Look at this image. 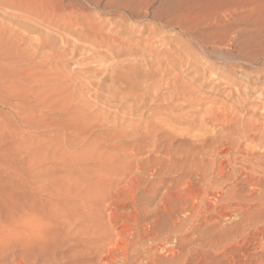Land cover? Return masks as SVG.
<instances>
[{
    "label": "rangeland",
    "instance_id": "rangeland-1",
    "mask_svg": "<svg viewBox=\"0 0 264 264\" xmlns=\"http://www.w3.org/2000/svg\"><path fill=\"white\" fill-rule=\"evenodd\" d=\"M85 1V2H84ZM88 1H90V5L88 4ZM130 1V2H129ZM0 0V264L4 261V264H8L9 263V261H11V258L12 259H15V260H12L10 263H12V264H14L13 262L15 261V263L16 264H22L23 262V264H95L94 262L96 261L98 264H101V262H102V264H106V262H108L109 260H108V257L106 256V255H108L109 253H108V250L110 251V253H113L114 255H116V256H113V257H115L114 259H112V260H110V261H119L118 259H122V257L121 256H123V254H129L128 256H129V258L133 255H135V257H134V259H132V258H130L129 259V262H134L135 263V259H136V262L137 263H135V264H140V262L141 263H145V260H144V258L143 257H145L146 255L145 254H148V253H152V252H155L156 251V247L157 246H155V245H153L154 243L150 240V239H152V238H155V234L154 233H151L150 234V236H149V238L147 239V240H144L143 241V239L142 240H140V241H136V239H135V236H132V234H129V231H132V228L135 226V224H136V221L137 220H139V221H141L140 223L138 222V225L140 226V228H141V224H145L146 222H148V221H150V220H154V218H153V216L154 215H152L153 213H152V210L154 209V207L153 206H155V208H158V205H159V207H161L160 205L161 204H157V203H161V201H159V200H162V198H161V196L159 197V195L161 194H163L164 193V191L167 189L166 187L169 185V184H166V183H164V182H167V183H170V180L169 179H164L165 177H164V175H162V174H160V175H158V176H154L155 178L153 179V177H152V179L150 178L152 175H150V168L153 166V161H151V159H153L154 161H157V159L159 160L160 158H161V160L162 159H164V157H166V159L168 158L167 157V154L165 153V151H167V150H172L171 149V147H173V153L175 152V147H176V153H180L182 150H183V154L184 153H186V148H187V146H189L188 148H190L191 147V149L193 148L192 146H196L197 145V141H193V138H191L192 139V143H194L193 145L192 144H188L189 142H190V132H191V130L193 129V127H195V126H190L189 125V123H190V121L189 122H187L188 121V119L189 118H193V120L191 121V122H194V124L196 123V122H198L201 118L205 121V123H208V122H210V120H211V123L214 121V119H215V121L218 119V117L217 116H220V117H222V118H220L219 117V121L217 120L215 123L213 122L212 124H213V126L212 125H210L211 123H209V124H206V126H208V127H206L205 125V128L207 129V131H205V130H202V129H204V127L202 126V127H200V125H198L199 123H197V124H195L196 125V128L197 129H199V128H202L201 130L199 129L198 131H197V133L195 132L197 129L196 128H194L193 129V133H195L194 135H196V136H199V137H201V134L203 133L204 134V131H205V133L207 134H204V135H202V136H204L205 137V135L206 136H211V134H216V135H221V134H223V135H221V136H219V137H223V136H225L226 134H228V132L229 131H231V130H233V126L235 125H237V123L236 124H232L231 122L229 123V121H227V119L228 120H230V121H232L231 119L233 118V116L235 115H237L236 114V112L238 113V111H240L239 113L241 114H239L238 113V115L236 116V117H239V115L241 116L240 118H236L235 119V117H234V119L233 120H237V121H239L241 118V120H245V119H247V117L249 116V114L251 115L250 117H248V119H250V118H252V119H254V123H256L257 125V131L256 130H252L254 133H255V135H256V133H258V125L261 123V121H262V119L263 118H260V117H262L261 116V114L263 113V112H261V111H264V108H263V102H264V87L263 86H260L261 84H259V87H258V89L256 88L255 89V87H254V89H253V87L252 86H250V84H249V82H247V81H245V79L242 77V76H240V72H239V70L237 69V68H235V67H233V59H234V53L235 52H233V51H231V49L234 47V45H236L235 44V42H237L238 41V39L236 40V41H234V44H232L233 46H227V44L228 43H225V42H227V41H225L224 40V45H226V46H224V45H222V37H220V36H222V33H218L216 36H215V39L213 38L214 36H213V34L209 31V30H204L203 28L202 29H197V31L198 32H200V30H201V32L200 33H202L201 35L203 36V37H201L204 41H206L205 42V44L207 43V40H208V45L206 44V46H208V47H204V45H202V43H204V41L201 39V44H198V43H196L195 41V38H199L200 36H197V35H200L198 32V34L196 33V29H194V31H192L193 30V28H191L190 30L189 29H187V31H189V32H187L186 33V36H185V34H183V33H181V32H178L180 29H181V27H182V25L184 26L183 28H185V27H188V25H192V24H194V22H192L193 21V19H192V21L190 20V18L188 19L187 18V20L186 19H183L182 20V16L179 14L180 13V11H178V13H177V10L179 9V6H181V4L183 3V2H185L186 1V3H188V2H190V0H180V3L181 4H179V2H177L176 1V4H175V1L174 0ZM174 1V2H173ZM179 1V0H178ZM128 2V3H127ZM134 2V3H133ZM172 2L178 7V8H176L175 7V9H173L174 7L172 6L173 4H172ZM145 3V4H144ZM185 3V4H186ZM131 4V5H130ZM142 4H144V5H142ZM179 4V5H178ZM50 5V6H49ZM53 5V6H52ZM122 5V6H121ZM126 5V6H125ZM184 5V4H183ZM9 6V7H8ZM49 6V7H48ZM118 6V7H117ZM129 6V7H128ZM54 7V8H53ZM122 7V9H123V11H121L122 9H120ZM63 8V9H62ZM125 8V9H124ZM169 8H171L170 9V12H169ZM47 9L49 10V11H47ZM50 9H52V10H50ZM61 9V10H60ZM120 9V10H119ZM64 10H65V12H64ZM72 10V11H71ZM99 10V11H98ZM101 10V11H100ZM168 12H167V11ZM174 10V13L172 14V12L171 11H173ZM69 11V12H68ZM98 11V12H97ZM125 11V12H124ZM163 11H164V13H163ZM176 11V12H175ZM37 12V13H36ZM43 13V16H42V13ZM48 12V13H47ZM52 12H57L59 15H61L62 17H64L63 15L65 14H67V16L68 15H70V13H72V15H70L69 17H71V18H73L72 16H74V18H75V20H77L76 19V17H78V20L81 18V20H86V17L88 18V21L89 22H92V21H94V22H104V24L105 25H103V23H101L102 25H99V27L100 28H105L104 26H108V29L107 28H105L104 30H112V29H116V31H119V32H115V30L113 31V33H116L115 35H119V37L121 36L122 37V35H125V34H119L120 33V31H122L121 33H127V35H126V37H130L131 38V41H130V38H128L127 40L128 41H130V42H132V39H133V42L132 43H130L131 45L132 44H135V48L137 49V45H138V43H137V45H136V41L138 40V39H141V40H138L137 42H141L142 44H144L145 45V42L147 41V39H148V41L150 40L151 41V39L153 38V37H155V38H157L158 40H157V42L158 43H160V39H161V43H160V45H162V46H160V48L161 47H165L164 49H166V48H168L167 50L168 51H162V48L160 49L159 48V44L157 45V46H154V45H156L157 44V42H155L156 44H154L153 45V42L154 41H149V43L151 44V46H153V47H158L157 48V50H159L160 52H159V56H161V54H162V58H164V60L163 59H161V57H158L159 59H161V60H163V61H167V59L171 62L173 59H174V57L177 55L178 56V58H179V60L178 59H176L177 58V56L175 57V59L173 60V61H175L174 63H176V60H178L177 61V63H176V65H179V66H176L174 63H172V64H170L169 62H166L165 61V63H169L168 65L170 66V65H172V66H176V69L174 70V68H173V70H171V72H172V75H171V72H168V70H170V69H172V66L171 67H167V68H170V69H168L167 70V68H166V70H162L161 71V77H159V76H157L158 78H156L155 76H156V73H157V70H159L160 71V69H157L156 71H155V69L153 70L154 71V73H153V71H152V68L154 67V68H156L157 67V65L155 66V64H152V62H151V65L153 66L152 68H151V65H150V60H153V59H155L154 57H152V56H154V55H151V53L152 52H149L148 51V49L146 48V50L145 49H141L143 52L144 51H146V52H148V55H145L146 54V52H144L143 54L144 55H142V52L141 53H138L139 51H141V50H139L140 48H138L137 49V51H135V52H132L131 53V55L130 54H127V53H129L128 52V50L126 49V45L125 44H127V46H129L128 45V43H127V40H124L123 42L125 43H115V45L113 44V47L115 48V50H113L114 52H117V51H119V50H121L120 52H123V53H119V56H118V60L116 59V55H115V53H113V51H112V53L110 52V51H107L108 50V46L106 47V45L105 46H103L102 48H98L97 50L98 51H100V54H96V55H94V57H88L89 58V60L87 61L86 59H88V58H85L84 60L85 61H87V62H84V60L82 59V57L83 56H85L83 53H82V51H80L79 52V50H78V53H79V55H80V57H79V55H78V53H77V51L75 52V53H77V58H75L76 56V54L75 53H73V55L75 56H73V55H70V56H68L69 58H67V60L68 61H66V59L64 58H62V56H61V58L60 57H58V56H60L61 54H59V53H61V52H63L62 50V48H65L66 50H68L67 48H69V46L71 47V44H73V42H75V44L76 45H78V46H80V45H82V46H87V42L86 41H83V40H81V41H79L80 39L79 38H77V37H75V36H73L72 34H70V33H68V32H62V31H59V29L60 30H62L63 28H62V26L64 25V24H60L61 25V27H60V25H59V23H58V26H57V24H51V22L48 20V18L47 17H45V15L44 14H52ZM68 12V13H67ZM117 12V13H116ZM122 12V13H121ZM124 12V13H123ZM63 13V14H62ZM120 13V14H119ZM125 13H127V14H125ZM165 13H168V14H165ZM31 14V15H30ZM34 14V15H33ZM36 14H38V15H36ZM89 14V15H88ZM115 14H119L118 16H122V17H118V16H116ZM123 14V15H122ZM125 14V15H124ZM153 14H155V15H153ZM163 14H165V15H163ZM172 14V15H171ZM174 14H176V15H174ZM87 15V16H86ZM93 16V17H91V16ZM127 15H129V16H127ZM171 15V16H170ZM41 16V17H40ZM76 16V17H75ZM85 17L84 19H83V17ZM123 16H127V18L128 17H130V18H126L125 17V19H123L124 17ZM156 18H155V17ZM169 16V17H168ZM178 16V17H177ZM38 17V18H37ZM46 19H45V18ZM66 17V16H65ZM64 17V18H65ZM91 18V20H89L90 18ZM98 17V18H97ZM152 17V18H151ZM176 18L175 20L173 19V18ZM187 17V16H186ZM68 18V17H67ZM92 18H94V19H92ZM97 18V19H96ZM118 18H120L121 19V21H122V24L124 25H122L121 24V21H120V19H119V22H117L118 21ZM36 19H38V20H36ZM45 19V20H44ZM50 19V18H49ZM96 19V20H95ZM165 19H173L175 22H177V19H178V21L180 20V21H182L181 22V24H180V22L178 23V25H176V23L173 21H169L168 22V20H165ZM77 20V21H78ZM85 20H84V22H85ZM97 20H99V21H97ZM102 20V21H101ZM184 20H186V21H188L187 22V24L188 25H186V23H185V21ZM47 22V24H46V22ZM116 21V22H115ZM169 23L170 25H168V27H166L167 25V23ZM250 21H252V19H250V20H242V21H240V22H238L239 24L237 25V24H235V28H239V30H240V32H246L247 30H249L248 32H246V34L247 35H251V33L252 32H255V29L257 28L256 26L254 27V23H251ZM33 22V23H32ZM40 22V23H39ZM44 22H45V24H44ZM164 22V23H163ZM190 22H192V23H190ZM245 22V23H244ZM249 23V24H246V23ZM253 22V21H252ZM118 23H120L119 24V26L117 25ZM166 23V24H165ZM173 23H174V25H173ZM183 23V24H182ZM184 23H185V25H184ZM241 23H243V24H241ZM33 24V25H32ZM38 24V25H37ZM42 24H44V25H42ZM98 24H100V23H98ZM97 24V25H98ZM112 24V25H111ZM114 24V25H113ZM115 24L117 25V26H115ZM163 24H165V26L163 25ZM245 24L247 25V26H245ZM253 24V28H254V31H253V28H251V27H249V25L251 26ZM171 25H173V26H171ZM190 25V26H191ZM39 26H41V27H39ZM55 26V27H54ZM103 26V27H102ZM115 26V27H114ZM181 26V27H180ZM238 26V27H237ZM58 27V28H57ZM64 27V26H63ZM109 27H110V29H109ZM112 27H114V28H112ZM172 27V28H171ZM179 27V28H178ZM54 28V29H53ZM56 28V29H55ZM62 28V29H61ZM65 28V27H64ZM182 28V29H183ZM51 29V30H50ZM172 29H174V30H172ZM177 29V30H176ZM179 29V30H178ZM241 29H243V30H241ZM246 31H245V30ZM27 30V31H26ZM202 30L204 31V33L206 34H203V32H202ZM250 30H251V32H250ZM52 31V32H51ZM191 31V32H190ZM27 32V33H26ZM62 34H61V33ZM176 32H177V34H176ZM210 32V33H209ZM229 34H230V36H232L233 35V30H229V31H227ZM226 32V33H227ZM239 32V33H240ZM55 33V34H54ZM179 33V34H178ZM193 33H195V34H193ZM225 33V34H226ZM226 34V35H228L229 36V34ZM44 34V35H43ZM47 34H49V36L51 37V35H53L52 36V39H53V37L55 36L56 38H55V41H58V44L57 45H55L54 43L53 44H51V42H50V44H48L49 42L47 41L48 40V38H50L49 36H47L46 37V35ZM58 34V35H57ZM65 34H67V35H65ZM175 36H174V35ZM181 34V35H180ZM197 34V35H196ZM209 34H210V37H209ZM214 34H216V33H214ZM224 34V37L226 36ZM40 35H42V36H40ZM64 35V36H63ZM197 36V37H195V36ZM28 36H29V40H28ZM33 36V37H32ZM39 36H40V39H44L45 40V42H46V44H44L43 43V45H40L41 46V48H40V46H36L37 47V49H35V45H36V43L37 42H43L42 40H40V39H38L39 38ZM69 36V37H68ZM172 38H171V37ZM185 36V37H184ZM207 36V40H206V37ZM219 38H218V37ZM31 37H32V39H31ZM46 37V38H45ZM123 37H125V36H123ZM126 37L125 38H123V39H126ZM159 37H160V39H159ZM174 37V38H173ZM187 37V38H186ZM190 37V38H189ZM209 37V38H208ZM59 38V40H57ZM61 38H63V39H61ZM64 38H65V40H64ZM69 38H71V39H69ZM147 38V39H146ZM172 39V41H171V39ZM178 40H177V39ZM211 38V39H210ZM221 38V39H220ZM230 38V37H229ZM227 36L225 37V39H229ZM35 39H36V41L37 42H35ZM64 40V41H67V45H69L68 47L66 46V43H64V41H61V40ZM76 39V40H75ZM189 39V40H188ZM212 39H214L212 42L210 41V40H212ZM218 39V40H217ZM34 40V42L33 43H35V44H32L31 42ZM50 41H52L51 40V38L49 39ZM54 40V39H53ZM136 40V41H135ZM153 40H155L154 38H153ZM183 40V41H182ZM217 42H216V41ZM221 40V41H220ZM240 41H242L243 39H239ZM30 41V42H29ZM54 41V42H55ZM59 41H60V44L61 45H59ZM156 41V40H155ZM203 41V42H202ZM220 41V42H219ZM239 41V42H240ZM53 42V41H52ZM84 42H86V43H84ZM163 42V43H162ZM182 42H184V43H186L185 45H188L189 47H190V49L189 48H187L188 46H185V45H183V44H181ZM214 42L215 43H217V44H215V45H213L214 46V48L212 47V44H214ZM28 43V44H27ZM64 43V44H63ZM164 43H165V45H164ZM195 45H194V44ZM210 43V44H209ZM220 43V44H219ZM238 43V42H237ZM26 44V45H25ZM140 44V43H139ZM167 44V45H166ZM180 44V45H179ZM194 46H193V45ZM198 44V45H197ZM32 46V48H30L31 46ZM44 45H49L50 47L48 48V46H47V48H46V46H44ZM64 45V46H63ZM125 45V46H124ZM141 45V44H140ZM182 45V46H181ZM192 47H191V46ZM200 45H201V48H202V50H201V48H200ZM221 45V46H220ZM122 46H124V47H122ZM168 46V47H167ZM171 47V49H172V47H173V49H172V51H171V49H170V47ZM184 46V47H183ZM198 46V47H197ZM211 47V51H213V52H209V51H205V49L206 50H209L210 49V47ZM215 46H216V48H215ZM218 46V47H217ZM23 47H28V48H23ZM45 47V48H44ZM54 47V48H53ZM60 48V50L59 49H57V48ZM153 47H152V49H153ZM181 47V48H180ZM232 47V48H231ZM44 48V49H43ZM55 48H56V53H55V51H53V53H52V51H50L51 49L53 50H55ZM117 48V49H116ZM125 50H124V49ZM141 48H142V46H141ZM177 48L179 49V50H181V51H177ZM183 48H185V49H183ZM209 48V49H208ZM230 48V49H229ZM11 49V50H10ZM33 49H35L37 52H35ZM43 49V51H41ZM107 49V50H106ZM169 49H170V51H169ZM187 49H189L187 52H186V50ZM195 49V50H194ZM213 49V50H212ZM218 49V50H217ZM18 52H17V51ZM44 50H46V51H44ZM155 50V49H154ZM174 50V51H173ZM184 50V51H183ZM192 50V51H191ZM27 51V52H26ZM34 51V52H33ZM39 51H41V52H44V53H40ZM49 51L51 52L50 54H49ZM126 51V52H125ZM179 53V54H177V52ZM195 51V52H194ZM203 51H205V53L208 55V56H206V54L205 53H203ZM219 51V52H218ZM246 51V50H245ZM17 52V53H16ZM47 52V53H46ZM92 52H94V50H90V52H88L86 55H90V53H92ZM107 52L108 53H110V54H108L109 56L107 57V56H104L102 53H104V54H107ZM137 52V53H136ZM163 52H165V53H163ZM170 52V56L169 55H167L168 53ZM173 52H175L176 53V55H175V53H173ZM193 54H192V53ZM196 52H198V53H196ZM215 52V53H214ZM24 53V54H23ZM37 53V55H38V53H39V55L36 57L35 56V54ZM58 53V54H57ZM118 53V52H117ZM116 53V54H117ZM135 53V54H134ZM150 53V54H149ZM172 53V54H171ZM184 53V54H183ZM208 53H210V54H208ZM211 53H213L214 55H212ZM218 53H220L219 55H218ZM222 53V54H221ZM3 56H2V55ZM15 54V55H14ZM27 54V55H26ZM34 54V58L31 56V55H33ZM44 54V55H43ZM58 55V56H56V55ZM63 54V53H62ZM82 54V55H81ZM102 54V55H101ZM113 54V55H112ZM122 54H125L124 56L122 55ZM127 54V55H126ZM137 55V56H135V57H133L132 55ZM139 54L140 55H142V56H144V58L145 59H149V61L147 60L146 62H143L142 61V64L144 63L145 65H143L144 66V68H145V71H147L148 69H151V70H148V72L149 73H151V74H153V75H150L149 74V77L151 76H154L155 78H148L150 81H151V83L152 82H154V79H156V80H159V82H160V79H162V81H161V83L162 82H164V83H162L161 84V90L164 88L165 90H166V92H168V93H166L165 92V90H163V91H161L160 89V91H157L156 89L158 88H154V87H156L154 84H151V86L154 88L153 90H152V92H151V94H147V97L149 98L150 97V95H151V97L148 99L147 97H145L146 99H147V103L148 104H145L146 102V100L144 101V109H143V112H144V114L145 115H143V117L146 119H142V125L144 124V129H143V127L141 128V129H143L144 131H146L147 129L145 128V124L147 125L148 123H146L147 121H148V119L150 118H152L151 120H149V121H151V122H153L154 123V120L153 119H155V116H156V118H161V119H155V123H156V120H158V122L156 123V124H154V126L156 125H160V123L162 122V123H164L165 122V120H168L169 119V121H171V119H173L174 117V119L173 120H175L176 118H177V120H175V121H171L173 124H175L176 122H180L181 124L179 125V122L178 123H176L175 124V127H176V129H178V130H176L175 132H172V131H170L169 129H166L167 131H170V133L169 134H172L171 136L173 137L174 135L176 136L177 134H175V133H178V137H171L170 138V136H169V138H168V133L165 131H163L164 133H166L165 135H164V133H162V131H159L158 133H157V135H161L162 137H163V135L164 136H166L165 138H166V141L165 140H163L162 141V139L163 138H161V136H160V138H161V141L158 139L159 138V136H157L156 137V142L155 143H162L161 145L163 146H165V144L164 143H166L167 141H169L168 139H173L174 140V142H173V140H171V141H169L167 144H166V146L168 147L169 146V148L167 149V150H165L167 147L165 146L164 147V157H163V151H162V149L160 148V150L159 149H153V148H159L158 146L160 145H156V147L154 146V147H152V143H149L150 145H148V146H150L149 148H147V144L144 142L143 143V141H144V139H143V141H142V146L145 144V146L144 147H140L139 145V143L138 142H140V140L138 141H136V139H137V135L139 136L138 137V139L140 138V135L139 134H141L140 133V131L142 132V136H144L145 135V138L146 139H148L149 138V136L150 135H147V134H145V133H143V130H140L139 131V133H136V134H134L132 137H131V139L129 138V136L130 135H128L129 134V132H130V126L129 125H125L126 127L125 128H127V127H129V129H127V130H129V132L127 131V132H124V125H122L123 124V122L125 121V119H126V113H125V111H127L128 113H129V110H130V108L127 110V107H126V105H128L129 107H130V105L129 104H127L126 102H128V101H130V103H133V105H134V103H135V101L137 100V96L136 95H134L132 92H134V90L133 89H131V92H130V90H128V89H126V90H128L129 92L128 93H130L129 95L127 94V93H125V94H127V96H129V98H130V100L129 99H127V96L124 94L123 96L125 97H123L122 96V94H121V96H120V94H119V97H122L123 98V102H121V103H116V106H117V104H125L126 103V105H123L124 107H122V105H119L120 106V108H121V110L123 109V110H125L124 112L123 111H121V112H123L124 114H123V116H120V111H119V114H115V112L116 111H118L120 108H119V106H115V103H113L114 104V106L118 109H116L114 106H111V105H113L112 104V102L110 103V106L113 108L114 107V110H112L111 111V109H110V106H108L109 107V109H110V111H108V113H110V114H112L113 113V111H115L114 112V114H112V117H111V115L109 114V115H105L104 117L105 118H107L108 116V120L105 122L104 120L102 121V119L104 118L103 116H100V115H104V114H108V113H106L107 112V110H109L108 108H107V110H104L106 107H103V106H99V108H98V105L100 104L101 105V103L105 100L104 98L102 99L103 101L101 102V101H99V104L97 105V106H93L94 104H93V102L94 101H96L95 100V98H94V100H92L93 98L92 97H95L94 95H95V93H96V91H94L95 89V87H94V85L96 84V82L98 81H100V79H101V77L103 76V74H102V69L103 68H105L104 66L105 65H109L110 66V64L112 63V62H115L116 60L119 62V63H123L124 61L127 63V62H129L128 60H130L131 58L133 59H141V57L139 56ZM153 54V53H152ZM174 54V57L172 58L171 56ZM187 54V55H186ZM205 54V55H204ZM215 54H217L216 55V59H215ZM17 55V56H16ZM19 55V56H18ZM26 55V56H25ZM46 55H48L49 56V58H48V56H46ZM51 55H52V58H54L53 59V62H54V64L56 65V63H58V62H56V61H58L59 59L58 58H60V60H59V65H54L55 66V68H54V66H53V62H52V59H51ZM54 55V56H53ZM118 55V54H117ZM122 55V56H121ZM150 55H151V57H150ZM166 57H165V56ZM179 55H181V57H179ZM211 55V56H210ZM30 56V57H29ZM41 56V57H40ZM44 56V57H43ZM46 56V57H45ZM57 58H56V57ZM114 56V57H113ZM126 56H127V58L129 57V59L127 60L126 59ZM164 56V57H163ZM214 56V57H213ZM217 56H221L220 57V59H219V57H218V60H220V61H218L217 60ZM226 56V57H225ZM17 57H19L18 59H17ZM32 57V58H31ZM72 57H74L73 59H71ZM98 57H100V58H98ZM146 57H148V58H146ZM168 57V58H167ZM228 57V58H227ZM8 58H10V59H8ZM31 58V59H30ZM35 58H37V59H35ZM46 58H48V59H46ZM91 58V59H90ZM104 58V59H103ZM113 58V59H112ZM120 58H122V59H120ZM166 58V59H165ZM171 58H172V60H171ZM195 58V59H194ZM197 58V59H196ZM214 58V59H213ZM224 58V59H223ZM5 59H7V60H5ZM30 59V60H29ZM43 59V60H42ZM44 59H46V60H44ZM58 59V60H57ZM61 59H63V60H61ZM71 59V60H70ZM81 61H83V62H81ZM93 59V60H92ZM127 61H126V60ZM131 59V60H132ZM139 59L138 60H136L135 62H138L139 61ZM181 59V60H180ZM186 59V61L187 62H185L184 60ZM211 59V60H210ZM223 59V60H222ZM225 59H227V60H225ZM42 60V61H41ZM49 60H51L50 61V63L48 62ZM106 60H107V62H106ZM114 60V61H113ZM124 60V61H123ZM183 60V61H182ZM18 61V62H17ZM33 61V62H32ZM62 61H66V62H71V63H69L68 64V67L71 69V71L69 70V68L68 67H66V63L64 62L63 63V69H65V71L62 69ZM103 61V62H102ZM122 61V62H121ZM213 61V62H212ZM225 61V62H224ZM228 61H231V62H228ZM41 62V63H40ZM43 62V63H42ZM52 62V63H51ZM56 62V63H55ZM73 62V63H72ZM77 64H76V63ZM89 62H91L90 63V66H89ZM104 62H106V63H104ZM110 62V63H109ZM125 62L123 63V64H125ZM132 62H134V60L132 61ZM148 62H149V64H148ZM183 62H185L186 63V65H185V63H183ZM224 62V64L226 63H228V64H232L231 66L230 65H224V64H221V63H223ZM17 63V64H16ZM32 63V64H31ZM82 63H85L84 65L82 64ZM104 63V64H103ZM119 63L117 64V63H112L113 65H115V66H113L112 64V66H113V68H116V65L118 66L119 65ZM181 63V64H180ZM188 63L189 64H192V65H190V67H188ZM215 63V64H214ZM217 63V64H216ZM12 64V65H11ZM37 64V65H36ZM41 64V65H40ZM44 64V65H43ZM96 64V65H95ZM184 64V65H183ZM7 67H6V66ZM45 65H48V67L47 66H45ZM84 66V69L83 68H81L82 66ZM86 65V66H85ZM103 65V66H102ZM149 65V67H146V66H148ZM40 66V67H39ZM45 66V67H44ZM53 66V67H52ZM58 66V67H57ZM71 66V67H70ZM77 66H78V69H76L77 68ZM80 66V67H79ZM109 66H106V68H107V72H105V75L106 74H108V71H110L111 69L113 70V71H115V70H117V69H113L112 67H110L109 68ZM183 66V67H182ZM188 68H187V67ZM223 66H225V67H223ZM11 67V68H10ZM28 67H30L31 68V70H30V68H28ZM39 67V68H38ZM74 67V68H73ZM85 67H89V68H87V69H85ZM97 67H99V68H97ZM141 67H142V65H141ZM177 67H182V70H181V68H177ZM193 67V68H192ZM228 67V68H227ZM248 68L250 67V68H252V69H254L255 68V66L253 67V66H247ZM35 69V70H33V69ZM48 68H52V70H55V72L57 71V72H59V70H60V68L62 69V70H60V71H62V72H60L62 75H63V77L66 75V73H68L69 71H70V73H69V75L70 76H72V75H74L76 72V74L78 75L79 73H81L82 71L85 73V75L87 74V72L88 71H90L87 75H86V77H85V75L84 76H82L80 79L81 80H83L82 82H81V80H77L76 81V83H77V88H85V89H87V85H88V88L90 89V90H88V91H84L85 92V94H87V92H88V96L86 95V97H85V95H84V98H86L85 100L84 99H81L80 98V100L77 102L76 100V103L78 104V103H80V104H78V105H80L79 107L80 108H78V105H76L75 104V106H74V103H75V101L73 100V102H71V103H67L68 102V100H69V98H70V95H69V97L67 96L68 94H65V97L61 94V91H60V94L65 98V99H67L66 98V96L68 97V99L66 100V102L65 101H63V104L64 103H67V104H62V101H61V99L63 98V97H61L60 98V96L61 95H59V97L57 96L58 94H59V91H57V89L55 88L54 89V91L56 92L55 93V95H54V93H52L51 91L53 90V87L54 86H56L57 87V85L55 84L56 82L55 81H52V83L50 82V84L51 85H49V81H47V82H44V81H42V77H40V79L38 80V78H34V79H37V80H32V78L33 77H39L38 76V74L41 76V73L44 75L45 74V79L46 78H49V77H51L52 78V76H49L48 77V75H47V73L50 75V73H52L53 74V71L52 70H48ZM56 68H57V70H56ZM59 68V69H58ZM83 69V70H80V69ZM91 68V69H90ZM147 68V69H146ZM158 68V67H157ZM186 69L185 71L186 72H184L183 70L184 69ZM191 68V69H190ZM222 68V69H221ZM29 69V70H28ZM37 69V70H36ZM39 69H41V70H39ZM46 69V70H45ZM93 69V70H92ZM165 69V68H164ZM189 69V70H188ZM225 69V70H224ZM231 69H233V70H231ZM256 69V68H255ZM26 70H28V71H26ZM48 70V71H47ZM66 70L68 71V72H66ZM74 70H75V72H74ZM92 70V71H91ZM98 71V73H99V71H100V73H101V77H100V73H99V76L97 75L98 73L97 72H93V71ZM111 70V71H112ZM142 70H144L143 69V67H142ZM197 70V71H196ZM198 70L200 71V72H198ZM236 70V71H235ZM46 71V72H45ZM52 71V72H51ZM106 71V70H105ZM110 71V72H111ZM112 71V73H115V72H113ZM169 73L168 75H166V73ZM175 71V72H174ZM176 71H178V72H176ZM189 73H188V72ZM36 72V73H35ZM55 72H54V74H55ZM71 72H73V73H71ZM163 72V73H162ZM182 74H181V73ZM203 73V75L201 74V75H197V74H199V73ZM229 72H230V75H229ZM237 72V73H236ZM34 73H35V75L36 76H34ZM84 73H82V74H79V75H83ZM91 73V74H90ZM93 73L95 74L96 73V75H93ZM160 72H158L157 74H159ZM176 73V74H175ZM178 73V74H177ZM184 73V74H183ZM187 73V74H186ZM233 73H235V74H233ZM74 75V76H77V75ZM163 74V75H162ZM193 74V75H192ZM27 75V76H26ZM32 75H33V77H32ZM42 75V76H43ZM47 75V76H46ZM91 75H92V77H91ZM110 75V74H109ZM176 75V77H175V85L177 86V92L179 93L180 91H181V89L182 88H184V87H189V85H191V87L193 86V85H195V83L197 84V83H199V79H198V82H195V81H197V80H195L196 78H198V77H200V83L199 84H202V85H199V84H197V85H195V86H193L194 88H190V90H191V92H187V93H189V95L190 96H192V94H194V93H199V89H202V90H204L203 88H205L206 89V93L204 92V91H201L200 90V93L198 94V95H200L201 94V92H203L201 95H200V97L201 98H199V96H198V98H196V94H194V98H192L191 99V97L189 96V95H187V96H185L184 95V93H183V95H184V98H189L190 100H191V103H190V100H188V101H186V104H185V102L182 104V105H180L183 101V97L181 98V96H182V94H180V95H178L177 97H175V99H177L176 101H174V100H170V102L168 101V100H166V99H169L168 97L170 96H168V94H169V92H170V90H171V86H170V84L174 81L172 78H173V76H175ZM179 75H182V76H179ZM189 76V78L191 77V76H193L192 78H188V76L187 77H185L188 81H185L186 79L183 77V76ZM195 75V76H194ZM54 76V75H53ZM67 76V75H66ZM74 76H72V77H74ZM162 76H164L165 78H163ZM167 76H172V78L171 77H167ZM197 76V77H196ZM237 76V77H236ZM44 77V76H43ZM63 77H61V78H63ZM85 77V78H84ZM96 77H98V78H100L99 80H97L98 78H96ZM177 77L179 78V79H177ZM196 77V78H195ZM235 77V78H234ZM89 78V79H88ZM96 78V79H95ZM167 78V79H166ZM172 79V81L171 80H169V79ZM242 78V79H241ZM45 79H43V80H45ZM91 79V80H90ZM94 79V80H93ZM25 80V81H24ZM27 80V81H26ZM28 80H30V81H28ZM87 80V81H86ZM148 80V81H149ZM155 80V82H156V84L158 83L157 81ZM166 80H168L170 83L167 85L166 83H168V81H166ZM182 80L184 81L183 83H182ZM191 80H192V82H191ZM203 80V81H202ZM34 81H39V82H35L34 84L32 83V82H34ZM42 81V82H41ZM88 81H89V83H88ZM108 81V80H107ZM106 81V82H107ZM149 81V82H150ZM180 83H179V82ZM190 81V82H189ZM215 81H216V83H215ZM224 81V82H223ZM28 82H30V84H28ZM43 82H44V85H43ZM80 82V83H79ZM86 82V86H84L85 83ZM91 82H93L92 84H94V85H91ZM97 82V83H98ZM105 82V83H106ZM109 82L110 81H108L107 83L109 84ZM148 82V83H149ZM154 82V83H155ZM190 83V84H186V83ZM202 82V83H201ZM223 82V83H225V84H221V83ZM246 82V83H245ZM193 85H192V84ZM227 83V84H226ZM242 85H241V84ZM244 83V84H243ZM32 84V85H31ZM52 84H54V85H52ZM163 84L165 85V86H163ZM180 84V85H179ZM181 84H183V86L181 85ZM221 85L220 87H218L219 85ZM46 85H48V86H46ZM90 85H91V87H90ZM154 85V86H153ZM200 87H199V86ZM214 85H216V87L214 86ZM50 86V87H49ZM53 86V87H52ZM80 86V87H79ZM82 86V87H81ZM122 86V85H121ZM151 86H149V88L151 87ZM168 86H170V87H168ZM197 86L199 87V88H197ZM202 86V87H201ZM205 86V87H204ZM212 87V89H211V87ZM226 86V87H225ZM32 87V88H31ZM34 87V88H33ZM37 87H38V89H37ZM48 87V88H47ZM52 87V88H51ZM94 87V88H93ZM152 87L150 88V89H152ZM168 87V88H167ZM178 87H180V88H178ZM262 87V88H261ZM41 88V89H40ZM58 88V87H57ZM169 90V91H167V89ZM207 88H210V89H207ZM216 88H218L217 90H216ZM224 88H226V90L224 89ZM42 89H45V92H47V93H44V92H42V94L43 95H39V93H41L40 91H37V90H42ZM50 89V90H49ZM93 89V90H92ZM149 89V90H150ZM196 91V92H194V93H192L194 90ZM37 91L36 92V94H34V92L35 91ZM156 90V91H155ZM207 90L208 91H213V92H211V93H208L207 92ZM218 90H219V92H218ZM262 90V91H261ZM28 91H31V92H28ZM42 91H44V90H42ZM94 91V92H93ZM156 93H158L159 95H161V93H163V95H161L162 97H164L165 95H167L168 97H166V99H165V97H164V99L161 97V100L162 101H160V102H158L157 101V99H153L152 97H153V95L152 94H154L155 92ZM172 91V90H171ZM229 91H230V94H229ZM259 91V92H258ZM261 91V92H260ZM28 92V93H27ZM70 92V91H69ZM215 92V93H214ZM218 92V93H217ZM233 94H232V93ZM241 92V94H239V93ZM76 94H78L77 92H75ZM90 93V94H89ZM94 93V94H93ZM177 93V94H178ZM192 93V94H191ZM218 95H217V94ZM225 93V94H224ZM238 93V94H237ZM243 93H244V95H243ZM33 94V95H32ZM54 96H56V97H58V98H60V100L58 99V98H56L57 100H54V101H58V102H60L61 101V106H65L64 108L63 107H58V106H60L59 104H58V102H57V106H55V103L56 102H53V98H52V96L53 95ZM171 94V93H170ZM208 94H209V96H208ZM211 94H212V96H211ZM216 94V95H215ZM228 94V95H227ZM238 95V98H239V95H240V97H244V100L240 103V105L239 106H241V108H243V109H241L240 110V107L239 106H237V108H239V110L236 108V106H235V104H237L236 102L238 101V98H237V95ZM247 94V95H246ZM32 95V96H31ZM39 95V96H38ZM45 95V96H44ZM50 95H52V96H50ZM92 95V96H91ZM130 95H132V96H130ZM134 95V96H133ZM141 95V94H140ZM205 95V97H207L208 96V98H205V99H203V97L202 96H204ZM214 95V96H213ZM226 97H224V96ZM26 96H28V97H26ZM36 96H38V97H36ZM49 96V97H48ZM142 97H144V95H141ZM229 96V97H228ZM245 96L247 97V99L245 98ZM34 97H36V98H34ZM46 97H47V99L49 100V103L50 104H48L47 103V101L48 100H46ZM76 97H78L77 95H76ZM76 97H73V98H76ZM104 97V96H103ZM134 97H136V98H134ZM214 97V98H213ZM215 97H217V98H215ZM219 97L221 98L220 100H221V103H218L219 105H217V101L219 100ZM222 97H224L223 99H224V101L226 100V99H229V100H227V102H224V101H222L223 99H222ZM35 100H34V99ZM49 98H52L51 100H52V103H54V109L52 110L51 108H48V107H52V103H51V101H50V99ZM63 98V100H65ZM106 98V97H105ZM136 99L135 101H134V99ZM139 98H140V96H139ZM138 98V100L140 101V99ZM196 98V99H195ZM213 100H211V99ZM234 98V99H233ZM236 98H237V101H236ZM33 99V101H35V103H34V105H36V106H34L33 104H32V102H28V101H30V100H32ZM38 99V100H37ZM46 101H44V100ZM55 99V98H54ZM87 99H88V101L90 100V102L91 101H93L92 102V104H91V106L90 107H94V108H96V109H94L93 107H92V109L88 106V105H83V103L82 102H84V101H87ZM125 99V100H124ZM127 99V100H126ZM133 99V100H132ZM151 99V100H150ZM178 99H180V101L178 100ZM182 99V100H181ZM194 99V101H192ZM217 99V100H216ZM246 99V100H245ZM39 100H41V101H39ZM70 100H71V98H70ZM137 100V102H138V104L137 105H140L141 103L139 102ZM148 100H150V101H148ZM153 100H154V102H153ZM159 100V99H158ZM201 100V101H200ZM216 100V101H215ZM220 100L218 101V102H220ZM233 100H234V102H233ZM259 100V101H258ZM26 101V102H25ZM81 101V102H80ZM133 101V102H132ZM152 101V102H151ZM157 101V102H156ZM166 101V102H165ZM172 101V102H171ZM179 101V102H178ZM197 101H199V102H197ZM212 101V102H211ZM215 101V102H214ZM239 101H241V99L239 100ZM245 101V102H244ZM262 101V102H261ZM39 104H37V103ZM41 102V103H40ZM44 102H45V104H44ZM90 102H88L89 104H90ZM174 102H178V103H174ZM181 102V103H180ZM195 102V103H194ZM197 102V103H196ZM207 102H210V103H207ZM222 102H224V103H222ZM229 102H231V104L229 103ZM82 103V104H81ZM86 103V102H85ZM88 103H86V104H88ZM129 103V102H128ZM203 103H205V104H203ZM212 103V104H211ZM215 103V104H214ZM227 103V104H226ZM239 103V102H238ZM260 103V104H259ZM28 104V105H27ZM43 104V105H42ZM49 106H48V105ZM70 104H72L71 106H70ZM103 104V103H102ZM136 104V103H135ZM164 104H166V105H164ZM172 107V109H171V107H170V109L168 108L169 107V105ZM196 104V105H195ZM211 104V105H210ZM213 104L215 105V107H213ZM221 104H223V106L221 105ZM228 104H230V105H228ZM242 104H243V106L244 107H242ZM246 104V105H245ZM44 105H46L45 107H47V108H45L44 107ZM104 106H105V104H103ZM107 105H109L108 103H107ZM106 105V106H107ZM148 105V106H147ZM151 105V106H150ZM153 105L155 106V107H153ZM161 108V109H159V107ZM173 105V106H172ZM189 105V106H188ZM210 105V106H209ZM225 105H226V107H225ZM227 105L229 106V107H227ZM254 105H255V107H254ZM261 105V106H260ZM42 108H41V107ZM69 108H68V107ZM77 106V107H76ZM82 106V107H81ZM164 107V108H162V107ZM167 106V107H166ZM175 106V107H174ZM177 106V107H176ZM184 107V108H182V107ZM209 106V108H211V109H209V108H207ZM216 106H218V107H223V108H221V110H220V108H217ZM249 108H248V107ZM38 107H39V109H38ZM63 108V110H58V108ZM85 107V108H84ZM126 107V108H125ZM150 107H153V108H150ZM158 107V108H157ZM175 108V110H173L174 108ZM199 107V108H198ZM205 107V108H204ZM213 107V108H212ZM231 107V108H230ZM29 108H32V109H29ZM40 108H41V110H40ZM43 108H45V109H43ZM53 108V107H52ZM55 108H57V109H55ZM71 108V109H70ZM76 108H78V109H80V110H76V112L77 113H79L78 114V116H77V113L75 112V109ZM81 108H82V110H83V108L85 109V113L87 114V112L90 114L91 113V111L94 109V111H95V114H94V111H92V113L95 115V117H96V113H97V115H99V117H103V118H98V116L96 117V119L98 118V120H101L100 122H102V123H104V124H106V125H104V124H102L103 125V127H102V125H98L97 124V126H94L96 123H97V121L98 120H96V123H94L93 122V120H94V116L92 117V118H90V115L88 116V114L87 115H85V113H84V110H83V112H81ZM88 108H90L89 109V111L87 110ZM97 108L99 109V110H102L103 109V111H105V112H103V114H102V112L101 111H99V112H96V110H97ZM147 108H149V109H147ZM166 108V109H165ZM176 108H177V110H176ZM179 108H181V111H180V109ZM201 108H204V109H201ZM207 108V109H206ZM217 110H219L220 111V113H219V111L217 110V112L215 113L214 111H215V109ZM227 108L229 109V110H234V112H235V114L232 112H230V111H228L227 110ZM248 108V109H247ZM258 108L261 110V111H259L258 110ZM263 108V109H262ZM43 109V110H42ZM49 109H51V110H49ZM168 109L170 110L169 112H167V113H165L166 111H168ZM214 109V110H213ZM225 110V112H226V110H227V112L228 113H230V114H232V118H231V116L229 117L228 116V113L226 114L225 112H224V110ZM236 109H237V111H236ZM245 109V110H244ZM250 109H253V110H251V111H249L248 112V110H250ZM255 109H257L258 110V112L255 110ZM27 112H26V111ZM34 110V111H33ZM37 110V111H36ZM56 110H58V111H56ZM68 110V111H67ZM70 110V111H69ZM73 110V111H72ZM146 110V111H145ZM147 110H149V111H147ZM165 110V111H164ZM172 110V111H171ZM185 111V113H184V111ZM200 110H203L201 113H200ZM208 110V112H209V110L211 111V112H206ZM223 110V111H222ZM247 110V111H246ZM33 111V112H32ZM43 111V112H42ZM51 111V112H50ZM55 111V112H54ZM60 111V112H59ZM187 111V112H186ZM192 111H194V112H192ZM197 111V113H196V116H194V114H195V112ZM213 111V112H212ZM245 111V112H244ZM256 112V114H255V112ZM25 112V113H24ZM30 112H32V113H30ZM41 113V116L39 115L40 113ZM45 112V113H44ZM47 112V113H46ZM70 112V113H69ZM72 112H73V114H72ZM101 112V114H99ZM150 113V115H151V113H156V112H158L159 114H162L164 117L162 118L161 117V115H158V113H156L157 115H153L152 117L151 116H149L148 114H146V113ZM190 112V113H189ZM242 112V113H241ZM247 112L249 113V114H247ZM20 113H22L23 115H21ZM38 113V114H37ZM80 113H83L84 114V117H83V115L81 116L80 115ZM117 113V112H116ZM193 113V114H192ZM206 113H208V115L206 114ZM211 113V114H210ZM218 113H219V115H218ZM223 113H224V117H225V119H226V121L229 123V128H230V126L232 125V127L229 129L228 128V126H226V125H228L226 122H225V124L224 123H221V122H224V120H223ZM243 113H246V114H244V115H242ZM258 113H261L260 114V117H258ZM18 114V115H17ZM24 114H27V115H24ZM28 114H30V115H28ZM35 114V115H34ZM57 114V115H56ZM68 114V115H67ZM74 115V114H76V115H74L75 117H76V120L78 121L79 120V122H76L74 119H75V117H74V119H72V116H70V115ZM168 116H167V115ZM170 114V115H169ZM180 114H184V115H186V114H188V115H190V117L188 118V116L186 115V116H184V115H180ZM201 114V117H199V115ZM202 114H204V116L202 115ZM229 114V115H230ZM253 114H255V116L253 115ZM19 115L21 116V117H19ZM37 115H39L38 117H37ZM43 115V116H42ZM53 117H52V116ZM79 115H80V117H83V118H81V121H80V117H79ZM114 115V116H113ZM119 115V117H120V120L122 121L121 123L120 122H118L119 121V119H117L118 116ZM121 115H122V113H121ZM165 115H166V117H165ZM197 115H198V117H197ZM205 115H207V116H205ZM211 115H213L212 117H214V115L217 117H214V118H212L211 117ZM246 115V116H245ZM256 115H257V117H256ZM24 116V117H23ZM25 116H28V117H25ZM30 116V117H29ZM62 116V117H61ZM69 116V117H68ZM86 116H88L90 119H89V121H87L86 120ZM92 116V115H91ZM128 116H131V115H129L128 114ZM149 118H148V117ZM158 116V117H157ZM171 116V117H170ZM178 116V117H177ZM182 116H184V117H182ZM194 116V117H193ZM253 116V117H252ZM67 117V118H66ZM88 117H87V119H88ZM114 118V117H116L115 119H116V121H115V119H113L114 121H112V119L111 118ZM122 117V118H121ZM132 117H135L134 119H131V120H133L134 121V123L136 124V121H137V123H138V117H136V116H131L130 118H132ZM169 117V118H168ZM180 117V118H179ZM197 117V118H196ZM209 117V118H208ZM210 117H211V119H210ZM18 118V119H17ZM27 118H28V120H30L29 121V123H28V120H27ZM41 118H43V119H41ZM66 120H65V119ZM68 118H71L70 120L68 119ZM104 118V119H105ZM130 118H128V119H126V121L125 122H129V120H130ZM164 118H166V119H164ZM171 118V119H170ZM178 118L180 119V120H178ZM184 118H186L185 119V121H184ZM231 118V119H230ZM245 118V119H244ZM256 118V119H255ZM259 118V119H258ZM68 119V120H67ZM83 119H85V121H86V126H87V124H88V128H89V125H90V123L91 124H93L94 123V125H90V126H92V127H90L91 129H90V131H89V129L87 130V127L85 126V124H83L82 122H83ZM91 119H92V121H91ZM123 119V120H122ZM137 119V120H136ZM182 119V120H181ZM191 119H189V120H191ZM206 119V120H205ZM208 119H209V121H208ZM261 119V121H259ZM63 120H65V121H67V122H71V123H73V125L71 124V126H70V124H67V122L65 123V121H63ZM112 121L113 123H114V125L113 126H115L114 128L111 126L112 124H110L111 122H109L108 123V121ZM128 120V121H127ZM136 120V121H135ZM187 120V121H186ZM198 120V121H197ZM221 120V121H220ZM223 120V121H222ZM255 120H256V122H255ZM39 121H40V123H39ZM73 121V122H72ZM74 121H75V124H74ZM95 121V120H94ZM144 121H145V123H144ZM148 121V122H149ZM93 122V123H92ZM99 122V121H98ZM99 122V123H100ZM166 122H168V121H166ZM165 122V123H166ZM219 122V123H218ZM260 122V123H259ZM263 123H261V124H263L264 125V119H263V121H262ZM85 123V122H84ZM108 123V124H107ZM116 123V124H115ZM117 123H118V125H122V127L121 128H119L120 126H117ZM120 123V124H119ZM126 123V124H127ZM159 123V124H158ZM164 123V124H165ZM172 123H166L167 125H164V124H162V125H164L163 126V129L165 128V126H166V128H170V126L169 125H173ZM184 123H185V125H184ZM187 123H188V125L190 126V127H192L190 130H188L187 128H188V125H187ZM204 123V124H205ZM217 123V124H216ZM259 123V124H258ZM79 124H81V126L83 125V126H85V127H81V126H79ZM125 124V123H124ZM134 124V125H135ZM193 124V125H194ZM216 124V125H215ZM76 125V127L77 128H81V129H83V130H81L80 128V130H79V133H78V131H77V128H74V126ZM137 125V124H136ZM177 125V126H176ZM224 125V126H223ZM263 125H259L260 127L259 128H261ZM70 126V127H69ZM79 126V127H78ZM94 126V127H93ZM107 126V127H106ZM109 126H111L110 128H109ZM119 128V131L121 132V133H119V132H117L118 131V129H117V127ZM157 126V127H158ZM174 126V125H173ZM173 126H171V128L173 127ZM210 126H212L211 127V129H210ZM101 127V128H100ZM105 127H106V129H105ZM156 127V128H157ZM175 127H174V129H175ZM225 127H227L228 128V130H227V128H225ZM65 128V129H64ZM73 128L75 129V131H77V133H75L74 132V130H73ZM107 128H109V129H107ZM159 128V127H158ZM180 128V129H179ZM181 128H182V131H183V128H185L186 129V131H185V129H184V131L182 132V131H180L181 130ZM86 129V130H85ZM115 129V130H114ZM173 129V128H172ZM171 129V130H172ZM113 130V131H112ZM187 130L189 131V133L187 132ZM210 130V131H209ZM215 131V132H213V133H211V131ZM217 130H218V132H217ZM81 131V132H80ZM87 131H89L88 132V134H86L87 136L86 137H81V139H82V141L80 140V136L79 135H82V134H84L85 132H87ZM123 131V132H122ZM203 131V132H202ZM227 131V132H226ZM251 131V132H252ZM161 132V133H160ZM181 132V133H180ZM198 132L200 133L199 135H197L198 134ZM210 132V133H209ZM217 132V133H216ZM226 132V134H224ZM252 132V134H254ZM71 133H74V134H72L71 135ZM104 133V134H103ZM113 133H116L118 136H120V137H116L117 135L116 134H113ZM173 133H174V135H173ZM182 133H184L185 135H186V133H188L187 135L189 136H184V134L182 135ZM209 133V134H208ZM218 133H220V134H218ZM59 134H61V135H59ZM78 134V135H77ZM100 134H103V135H100ZM105 134H107V135H110V137L112 136L113 138H116V139H113L112 137V139L113 140H111V139H107V138H110V137H105L106 135ZM127 134V136H125ZM163 134V135H162ZM191 134H192V132H191ZM251 134V135H252ZM99 135V137H102V138H100L101 140H100V142H99V140H98V138L99 137H97V141L95 140V138H96V136H98ZM105 135V136H104ZM116 135V136H115ZM255 135H253V136H255ZM60 136V137H59ZM74 136L75 137H77V138H74ZM82 136H84V135H82ZM136 136V137H135ZM142 136H141V138H142ZM179 136H181V137H179ZM185 137V139H183L184 137ZM62 137V138H61ZM64 137V138H63ZM128 137V138H127ZM134 137H135V139H134ZM151 137V136H150ZM183 137V138H182ZM190 139H188V138ZM199 137H197V138H199ZM219 137H218V139H219ZM58 138V139H57ZM61 138V139H60ZM74 138L76 141H74V139H73V143H71V140ZM104 138V139H103ZM123 138V139H122ZM134 140H133V139ZM140 138V139H141ZM144 138V137H143ZM164 138V139H165ZM168 138V139H167ZM179 138V139H178ZM90 141V140H95V143H93L92 141H90V143L86 146L85 144H87V142H88V140ZM118 139V140H117ZM151 139V138H150ZM150 139H148V142H150L151 140ZM159 141H158V140ZM183 139V140H182ZM186 139H188L189 140V142L187 143L186 142V144H187V146H186V148H184L185 147V143L183 142V141H186ZM62 140V141H61ZM86 140V141H85ZM103 140V141H102ZM110 142H108V141ZM113 142H111V141ZM115 140H117L118 142L119 141H121V143L122 144H120V143H118L117 141H115ZM150 140V141H149ZM182 140V141H181ZM60 141V142H59ZM78 141V142H77ZM79 141H81V144L79 143ZM86 143H85V142ZM108 143V144H106V142ZM114 141H115V143L116 144H118V145H116V144H114ZM123 141V142H122ZM133 141H135L134 143H132ZM147 141V140H146ZM68 142V143H67ZM75 142V143H74ZM77 142V143H76ZM98 142V143H97ZM147 142V143H148ZM182 142L184 143V144H182ZM79 143V144H78ZM85 143V144H84ZM96 143H97V145L98 144H100L102 147V149H103V154L102 153H100V154H102V155H100V154H97V152H99L100 151V149H98V146H97V148H92V147H95L96 146ZM103 143V144H102ZM137 143L139 144V145H137ZM178 143V144H177ZM179 143H181V144H179ZM62 144V145H61ZM72 144V145H71ZM75 144H78V146L77 145H75ZM83 144V145H82ZM95 144V145H94ZM112 144V145H111ZM113 144H114V146H115V149H111V148H114V146H113ZM124 144H125V146H124ZM170 144V145H169ZM244 144H245V146H248V147H246L247 148V150L249 149V148H252V149H254L255 148V146H253V144H251V143H243V146H244ZM84 145L86 146V150H87V147H88V151H85V152H88L89 154L90 153H93V152H95V153H93V154H95V156H97V160L95 161V160H92V159H90V157H94L93 155L91 156L90 155V157H88V158H86L85 159V155H87V156H89V154H85L84 155V150H85V147H84ZM90 145H94V146H91V149L93 150L94 149V151H89V148H90ZM100 145H99V147H100ZM106 145H110L111 147H110V149H109V147L108 146H106ZM120 145H122V146H124V148L122 147V146H120ZM132 145V146H131ZM160 145V147H162ZM172 145V146H171ZM177 145H178V148H177ZM179 145H181V146H179ZM192 145V146H191ZM71 146V147H70ZM104 146H106V147H104ZM118 146V148L120 147H122L121 148V151H119V149L118 150H116V147ZM129 146H131L130 148H129ZM175 146V147H174ZM194 146V147H195ZM245 146H244V148H245ZM264 146V145H263ZM262 146V147H263ZM64 147V148H63ZM108 147V148H107ZM134 147V148H133ZM135 147H138V149H142L141 151H139L137 148H135ZM140 147V148H139ZM152 147V148H151ZM180 147H181V151H180ZM257 147V146H256ZM260 147V146H259ZM255 148L254 150V152H259L260 151V149H262V150H264V148ZM105 148H107V151H106V149ZM131 148H133V150H135L133 153H132V149ZM143 148H145V149H143ZM152 149L151 150V152L148 150V149ZM163 148V147H162ZM187 148V150H190V149H188ZM196 149L198 148V146H196L195 147ZM95 149H98V150H95ZM101 149V150H102ZM104 149H105V152L106 153H104ZM122 149L123 150H125L124 152V154H123V152H122ZM127 149H130V153L127 151ZM147 149V150H146ZM185 149V150H184ZM258 149V150H257ZM117 152H116V151ZM194 150V149H193ZM250 150V149H249ZM82 151H83V153H82ZM116 152V154L117 155H124V156H126V157H129L130 155L131 156H134V158L135 159H133V157L132 158H130V160H129V158H126V160H124L125 158H124V156H123V158H121L120 159V157H122V156H117L116 155V157L114 156V153ZM159 151H161V154H160V152ZM180 151V152H179ZM253 151V150H252ZM120 152V153H119ZM126 152H128V153H126ZM188 152V151H187ZM64 153H65V155H64ZM74 153V154H73ZM79 153V154H78ZM81 153V154H80ZM138 153V154H137ZM176 153H174L175 155H176ZM77 154V155H76ZM177 154V155H178ZM79 155V156H78ZM83 155V156H82ZM136 155V156H135ZM148 155V157L150 156L151 158L149 159V161H151L152 163V166L150 165V163H149V161L147 160L148 159V157H146V158H144V156H147ZM179 155H181V154H179ZM70 156V157H69ZM104 156H107V157H112V160H113V157H115V160H113V162H112V160L110 159H108L107 157H104ZM158 157V156H160V158H154V157ZM61 157V158H60ZM63 157V158H62ZM68 158V159H66V158ZM72 157V158H71ZM76 157V158H75ZM81 157H83L86 161L84 162L83 160H81ZM110 157V158H111ZM117 157H119V158H117ZM163 157V158H162ZM101 158V159H100ZM105 158V159H104ZM117 158V159H116ZM139 158V159H138ZM142 158H143V160H142ZM79 159H80V162H79ZM87 159H88V162H87ZM95 159H96V157H95ZM100 159V160H99ZM118 159H120V160H122L123 159V161H118ZM138 159V160H137ZM165 159V160H166ZM247 159V158H246ZM245 159V160H246ZM253 159L254 158H249V159H247V161L248 162H251V161H253ZM76 162H75V161ZM91 160V161H90ZM105 160V161H104ZM106 160H109V161H106ZM118 162H117V161ZM129 160V161H128ZM137 161V162H135V161ZM140 160H142L143 162H145V164H143L144 165V167H146V166H151L149 169H148V167H146L147 168V170H144L143 171V175L142 174H139V173H137L136 175H138V178H136V182L134 181L133 182V186H130L129 187V185H127L125 182L123 183H119V184H117V185H119V187L121 188V186L123 187V188H127L125 191H124V189L123 188H121L122 190L121 191H117V189L118 190H120V188L118 187L117 188V185L114 187L113 185H112V183L111 182H114V180L116 179V177L118 176V177H120L119 175L120 174H122V172L125 170V171H127L128 170V167L130 166V169L131 168H133L134 167V163H138ZM250 160V161H249ZM82 161V162H81ZM100 161H102L101 163H99ZM116 161V162H115ZM124 161H128L127 163H129V164H125V162ZM162 161H164V160H162ZM95 162H97V163H95ZM109 162H111V163H109ZM133 162V163H132ZM146 162H148V163H146ZM82 163H84V164H82ZM93 164V163H95V164H99V165H102L103 166V168L105 169L106 167V165L108 166H115L114 168V170L115 171H117L119 168H120V170L119 171H117V173H114L115 171L113 170V167H111L112 169H109L110 167H107V172L109 173V172H111V170H113L112 172L116 175V177H114V174H112V172L109 174L111 177H110V179L111 180H108L109 179V176H108V174H107V176L103 173V172H95L96 174L98 173V174H101L100 176H103V174L105 175V177H108V179L107 178H105V177H103V180H102V177L100 178V176H98V174H97V176L98 177H95V179L97 178H99V180H97L96 179V181L97 182H99V185H100V189L102 188V187H104L103 186V184L102 183H104L105 184V186H108V181L110 182V184L112 185H110V189L109 190H111V192L110 191H108V193H110V194H113V192H114V190H115V194L116 193H118V196H116L115 194H113V196L112 197H118V198H113L112 200L115 202H113L112 200H111V195L109 194V197L108 196H106V199L104 200V199H102V201H104V202H100V200H101V198L99 199L98 197V199H95L96 198V195L98 196V193H99V191L100 190H96V189H93V187L95 188L97 185H98V183H97V185L94 183L95 182V180H94V176H93V174H91L92 173V170H91V168L93 169L96 165L95 164H93V165H90V164ZM106 163V164H105ZM139 163H142L141 161L139 162ZM85 164L87 165V164H89V165H87V166H89L90 167V169H88L89 170V172H90V176L89 175H86V179H85V173H84V171H83V169H85V171H87V173H88V170H86L88 167H83V166H85ZM119 164H121V165H119ZM130 164H132V165H130ZM83 165V166H82ZM95 165V166H94ZM105 165V166H104ZM136 165V164H135ZM117 166L119 167V168H117ZM132 166V167H131ZM97 167H99L100 168V170L99 171H103L104 169L101 167V166H98L97 165ZM122 167V168H121ZM123 167H125V168H123ZM96 168V167H95ZM98 168V169H99ZM135 168V167H134ZM132 169V171H134L135 169ZM145 168V169H146ZM127 169V170H126ZM94 170V169H93ZM106 170H104L105 171V173H107L106 172ZM108 170H110V171H108ZM94 171H98V170H94ZM93 171V172H94ZM119 172V173H118ZM149 172V173H148ZM250 172H253V174H257V173H254V172H256V171H250ZM83 173V174H82ZM103 173V174H102ZM145 173H146V175H145ZM89 174V173H88ZM258 174H260V173H258ZM113 175V176H112ZM129 176L131 175V174H128ZM150 176V177H148V176ZM162 175V176H161ZM82 176L84 177V178H82ZM93 176V177H92ZM128 176V177H129ZM161 178H160V177ZM113 177L115 178V179H113ZM117 177V178H118ZM162 177H163V179H162ZM87 178H89V183L87 182L88 180H87ZM139 178H142L141 179V181H140V179ZM160 178V179H159ZM80 179H83V182L84 183H82V185H85V183H88V184H86V186H85V188H84V186H83V188H82V186H81V188L83 189H79L80 187L79 186H77L76 185V182L78 183L79 182V180ZM84 179H85V181H84ZM101 179V180H100ZM104 179L105 180H108V181H106V182H102L101 184H100V181H104ZM137 179L139 180V183L136 185V183H137ZM113 180V181H112ZM160 180L162 181V185H158L157 183H159L160 182ZM82 181V180H81ZM90 181H91V184H90ZM164 181V182H163ZM156 183V184H155ZM70 184L72 185V186H70ZM78 184H80V183H78ZM107 184V185H106ZM121 184H124V185H121ZM135 184V185H134ZM164 184V185H163ZM73 185L75 186L76 185V187H79L78 189L76 188V187H73ZM88 185V186H87ZM94 185V186H93ZM96 185V186H95ZM99 185H98V187H99ZM102 185V186H101ZM115 185V184H114ZM157 187H156V186ZM90 186H93L91 189H89V191H86V192H91L92 190V192H93V196L91 197V195H90V197H89V193H88V195H87V193H86V196H85V199L86 200H84V196L82 197V196H80V195H82V194H79V192H81L82 193V191L84 192V194L83 195H85V190L87 189V187H89L90 188ZM125 186V187H124ZM160 186H162V187H160ZM180 186H182V185H180ZM98 187H96V188H98ZM112 187V188H111ZM132 187H133V189H132ZM136 187V188H135ZM158 187H159V189H158ZM114 188H116V189H114ZM166 188V189H165ZM85 189V190H84ZM112 189H114L113 191H112ZM155 189L156 190H158V192H157V194H155ZM163 189H165V190H163ZM74 190H76V191H74ZM78 190V191H77ZM81 190V191H80ZM88 190V189H87ZM130 190V191H129ZM159 190H161V191H163L162 193H161V191H159ZM95 191V192H94ZM133 192V194H131L132 192ZM135 191V192H134ZM154 191V193H152ZM91 192V193H92ZM96 192H98V193H96ZM119 192H122V193H119ZM127 192H131V193H127ZM160 192V193H159ZM77 193V194H76ZM94 193L96 194V195H94ZM107 193V194H108ZM124 193V194H123ZM121 194V195H120ZM153 194H155V195H153ZM159 194V195H158ZM128 195H129V197H128ZM132 195V197H134V198H132V197H130ZM83 199H81L80 197ZM87 196H88V198H87ZM95 196V197H94ZM111 197V198H110ZM121 197H123V202H122V199L120 200L119 198H121ZM125 197H128L129 199H131V200H129L128 198H125ZM156 197V198H155ZM80 198V199H79ZM90 198H94L96 201H94V205L92 204L91 205V207L89 206L90 205V203H92L93 201H91V202H88L87 203V201H89V200H92V199H90ZM110 198V199H109ZM149 198V199H148ZM88 199V200H87ZM125 199H127V201H130V203H127V201L125 200ZM135 200V201H133V200ZM144 199V201H147V202H142V200ZM146 199V200H145ZM159 199V200H158ZM78 200L80 201V202H78ZM109 200L111 201V203L109 202ZM154 200V201H153ZM88 204H86L85 202ZM99 201V202H98ZM117 201V202H116ZM119 201H121V202H119ZM132 201H133V203H132ZM153 201V202H152ZM157 201H159V202H157ZM77 202V203H76ZM96 202V203H95ZM108 202L110 203V204H108ZM150 202V203H149ZM151 202H152V204H151ZM155 202V204H153ZM81 203V204H80ZM112 203H114V204H112ZM121 203V204H120ZM132 203V204H131ZM137 205H136V204ZM149 205H148V204ZM101 204V207L102 208H100V205ZM116 204V205H115ZM140 204H141V206H140ZM87 207V208H85V206ZM103 205H104V207H103ZM113 205V206H112ZM122 207H120V206ZM145 205V206H144ZM148 205V207H146ZM156 205H157V207H156ZM98 206H99V208H98ZM116 206H118V208L116 207ZM125 206V207H124ZM132 206V207H131ZM136 206V207H135ZM138 206H139V208H138ZM152 206V207H151ZM79 207H81V208H83V209H81V208H79ZM108 207V208H107ZM114 207V208H113ZM115 207H116V209L118 210V211H116V209H115ZM135 207V208H134ZM142 207H146V208H148L149 210H150V207H151V210L149 211L148 209L147 210H145L144 212H145V214H144V212H143V210L144 209H146V208H142ZM246 207V206H245ZM90 208V209H89ZM92 208H95L96 210H97V213L94 211V209H92ZM120 208H121V210H120ZM142 208V209H141ZM238 208L240 209L241 207H239V206H236V205H232V206H230V205H227V206H224L223 207V209L224 210H233V214H232V217L231 218H233L234 217V214H235V212H237V210H238ZM79 209V213H81V216H82V218L80 217H77V216H80L79 215V213H78V210ZM102 210V209H104V210H102V211H99V210ZM137 209H139V210H137ZM236 209V211H234ZM80 210H85L86 211V213L85 212H82V211H80ZM88 210H90V211H88ZM120 210V211H119ZM131 210V211H130ZM92 211H94V214H93V212ZM131 213H130V212ZM140 211V213H138V212ZM146 211H147V213H146ZM98 212H100L99 213V215H98ZM103 212V213H102ZM114 212V213H113ZM119 213L120 214V217H121V214L123 213V215H124V213L125 212H129V214H127V213H125V217L123 216L122 217V219L119 217V214H116V213ZM122 212V213H121ZM134 212H137V213H134ZM84 213L86 214V215H84ZM132 213H134V215H136L137 217H136V220L134 221V220H132L133 219V217L134 216H132L133 214ZM141 213H143L145 216H143V214L141 215ZM152 213V214H151ZM261 214H259L258 216H262V215H264V211H262V212H260ZM263 213V214H262ZM87 214H90V215H87ZM92 214V215H91ZM96 214V215H95ZM112 214V215H111ZM114 214H116L118 217H116V215H114ZM130 214H132V215H130ZM138 214V215H137ZM149 216H148V215ZM95 215V216H94ZM100 215H102V216H100ZM152 215V216H151ZM89 218H88V217ZM126 216H128L127 218L131 221H129L127 218H126ZM258 217V219H259V221H261L262 223H259L260 225L261 224H263L262 225V227L264 226V216L263 217ZM84 217V218H83ZM85 217L87 218V219H85ZM93 217V218H92ZM111 217V218H110ZM131 217V218H130ZM237 217L239 218V216H236L235 217V219L234 220H236L237 219ZM78 218V221L76 220ZM90 218H91V221H90ZM98 218V219H97ZM101 218V219H100ZM117 218L118 219H120V221L121 222H119V223H117L118 222V220H117ZM139 218V219H138ZM82 219H84V221L82 220ZM89 219V220H88ZM115 219H116V221H115ZM123 219H126V221L125 220H123ZM76 222H75V221ZM105 220V221H104ZM129 222H128V221ZM90 222L89 223V228L87 227V225H88V223H86V222ZM101 221L103 222V224H105V222L107 223V225H103L102 223H101ZM109 221V222H108ZM113 221V222H112ZM144 221V222H143ZM91 222L94 224L95 223V225L96 226H98V227H96L95 225H92V226H95V227H91V229H92V232L88 235V233L87 232H90L91 230H88L87 232H86V234H85V230H84V227H85V225H86V227H85V229L87 228V229H90V225H91ZM98 222V223H97ZM133 222V223H132ZM124 224V226H126L125 227V230H124V232L126 233V232H128L127 234L129 235H127V234H125V233H122L121 235H123V236H121V235H117L116 234V230H118L117 229V227L119 228L120 226H121V224ZM84 224V225H83ZM100 224V225H99ZM128 225V226H127ZM102 226V227H101ZM133 226V227H132ZM83 228V231H81L82 230V228ZM104 227V228H103ZM121 227H123V226H121ZM119 228V229H122V228ZM130 229H129V228ZM161 227V226H160ZM202 227V228H201ZM200 228H201V230L200 231H198L199 233H201V231H202V229L204 228V226H201ZM94 228H96V229H94ZM107 228H109V229H107ZM126 228H128V229H126ZM161 228H163L164 229V227H163V225H162V227ZM93 229L96 231V233L98 234V236H97V234H93L94 233V231H93ZM100 229V230H99ZM114 230V231H113ZM127 230V231H126ZM133 230H134V228H133ZM165 230H167V229H165ZM80 231V232H79ZM100 232V233H99ZM103 232H106V233H104L105 234V237H104V234H103ZM108 232V233H107ZM112 232V233H111ZM131 233V232H130ZM132 233H133V231H132ZM174 232H170L169 234L171 235H169L170 237H168V238H170L168 241L170 242V243H172V245L174 244V246L176 245H179V244H181V243H186L185 241H187L190 237H191V235L190 234H184V231H183V233L182 232H180V233H174ZM83 234V235H82ZM103 234V235H102ZM107 234V235H106ZM125 234V235H124ZM160 234H161V231H160ZM179 235V237H178V235ZM93 235V236H92ZM132 237H131V236ZM173 235H176V237L175 238H172V237H174ZM190 235V236H189ZM88 236V237H87ZM91 236V237H90ZM109 238V240H110V244H108L109 242H108V238ZM110 236L112 237V238H110ZM101 237H102V239L103 240H101ZM119 237V238H118ZM121 237H123L124 239L123 240H126V241H119V239L121 238ZM127 237H129V238H127ZM181 237V238H180ZM91 240H90V239ZM107 240H106V239ZM118 238V239H117ZM135 242H133V241H131V239ZM187 238V239H186ZM97 239V240H96ZM100 239V240H99ZM105 239V240H104ZM115 240L116 239V241H113V240ZM128 239V240H127ZM175 239H177V240H175ZM182 241H180V240ZM150 240V241H149ZM103 241H107L108 243H106V242H103ZM142 241V242H141ZM175 241H177V242H175ZM179 241L181 242V243H179ZM102 242V243H101ZM113 242V243H112ZM139 243L138 245H136V243ZM150 242H152V243H150ZM93 243V244H92ZM96 243V244H95ZM101 243V244H100ZM103 243H104V245H103ZM116 243V244H115ZM131 243V244H130ZM134 243V244H133ZM148 243H150V244H148ZM98 244H100V245H98ZM105 244H108L107 246L109 247V246H116V250H117V254L115 253L116 251L112 248V247H109V248H107V246L105 245ZM112 244V245H111ZM121 244V245H120ZM96 245V246H95ZM127 245V246H126ZM130 245H133V246H131L130 247ZM140 245H142V246H140ZM99 246V247H98ZM137 246V247H136ZM140 246V247H139ZM150 246V247H149ZM98 247V248H97ZM103 247V248H102ZM124 247H125V249H124ZM149 247V248H148ZM89 248V249H88ZM102 248V249H101ZM104 248L106 249V250H104ZM133 248H139L138 249V251L137 250H135V252L137 251V252H139L140 250V254L139 253H135L134 252V250H133ZM115 251H113V250ZM118 249H119V253H118ZM122 249H124V252L125 253H122ZM93 250H94V252H93ZM96 250V251H95ZM98 250H100L99 252H98ZM101 250H104L103 251V253H101L102 251ZM152 250V251H151ZM28 251V252H27ZM30 251V252H29ZM47 251V252H46ZM87 251V252H86ZM92 251V252H91ZM120 251H121V253H120ZM132 252V255L129 253V252ZM150 251V252H149ZM53 252V253H52ZM92 254H91V253ZM97 252H98V254L101 256V258L99 259V257L100 256H97L98 254H97ZM134 252V253H133ZM156 252H158L159 253V251H156ZM3 253V254H2ZM44 253H46V254H44ZM105 253H107L106 255H105ZM145 253V254H144ZM97 254V255H96ZM102 254V255H101ZM112 254V255H113ZM119 254V255H118ZM138 254H139V256H138ZM143 254V255H142ZM261 253L259 252V253H257L256 255L258 256H256V255H254V258L256 257V259H257V261H258V263H254V264H261L262 262L260 261V259H261V255H260ZM7 255H9V256H7ZM44 255H45V257H44ZM50 255H52V256H50ZM137 255V256H136ZM142 255V256H141ZM14 256H17L16 258L14 257ZM132 256V257H133ZM106 257V258H105ZM120 257V258H119ZM140 257V258H139ZM141 257L143 258V261L144 262H142V259H141ZM220 256H218V258H219ZM260 257V258H259ZM18 258V259H17ZM44 258H45V260H44ZM118 258V259H117ZM139 258V259H138ZM3 259V260H2ZM17 259V260H16ZM20 259V260H19ZM43 259V260H42ZM102 259H104V260H102ZM221 259V258H220ZM2 260V261H1ZM9 260V261H8ZM21 260H22V262H21ZM24 260V261H23ZM25 260H26V263H25ZM108 260V261H107ZM20 261V262H19ZM41 261V262H40ZM261 263H260V262ZM7 262V263H6ZM90 262V263H89ZM100 262V263H99ZM105 262V263H104ZM108 263V264H121V260L119 261V262H115V263ZM256 262V261H255ZM264 262V261H263ZM9 263V264H10ZM3 264V263H2Z\"/></svg>",
    "mask_w": 264,
    "mask_h": 264
},
{
    "label": "bare ground",
    "instance_id": "bare-ground-1",
    "mask_svg": "<svg viewBox=\"0 0 264 264\" xmlns=\"http://www.w3.org/2000/svg\"><path fill=\"white\" fill-rule=\"evenodd\" d=\"M95 1V0H94ZM129 1V0H128ZM171 1V0H170ZM175 1V4H176V1L177 2H179V4H181L180 3V0L178 1V0H174ZM173 1V2H174ZM185 1V0H184ZM188 1V0H187ZM85 2V1H84ZM130 2V1H129ZM172 2V6L174 7L173 9H175V7L176 8H178L174 3ZM90 3V1H88V4ZM128 3V2H127ZM134 3V2H133ZM186 1L185 2H183L182 4H181V6H179V9L177 10V13H178V11H180V15L182 16L181 18H182V20L183 19H186L187 20V18L189 19L190 18V20L192 21V19H193V21L192 22H194V24H190V25H188L187 24V22L188 21H186V20H184L185 21V23H186V25H188V27H185V28H183L184 26L182 25V27H181V29L178 31V32H181V33H183V34H185V36H186V33L187 32H189V31H187V29H191V28H193V30L192 31H194V29H196V33L198 32L197 31V29H206V30H209L212 34H213V36L215 35H217L218 33H222V36H220L219 34V36L220 37H222V45H224L225 43H228L227 44V46L229 45H231V46H233L232 44H234V41H236L238 38L239 39H243L242 41H240L239 39H238V43L237 42H235V44L236 45H234V47L231 49V51H233V52H235L234 53V59H233V67H235V68H237L238 70H239V72H240V76H242L244 79H245V81H247V82H249V84H250V86H252L253 87V89H254V87H255V89L257 88L258 89V87H259V84H261L260 86H263L264 87V0H190V2H188V3H186ZM145 4V3H144ZM144 4H142V5H144ZM178 4V5H179ZM184 4V5H183ZM90 5V4H89ZM131 5V4H130ZM50 6V5H49ZM48 6V7H49ZM53 6V5H52ZM122 6V5H121ZM126 6V5H125ZM9 7V6H8ZM118 7V6H117ZM129 7V6H128ZM54 8V7H53ZM63 9V8H62ZM120 9H122V7L120 8ZM119 9V10H120ZM125 9V8H124ZM170 9L171 8H169V12H170ZM50 10H52V9H50ZM61 10V9H60ZM47 11H49L48 9H47ZM72 11V10H71ZM99 11V10H98ZM97 11V12H98ZM101 11V10H100ZM121 11H123V9L121 10ZM167 11V10H166ZM64 12H65V10H64ZM69 12V11H68ZM67 12V13H68ZM125 12V11H124ZM123 12V13H124ZM168 12V11H167ZM172 12V14L174 13V10L173 11H171ZM176 12V11H175ZM37 13V12H36ZM42 13V12H41ZM48 13V12H47ZM66 13V12H65ZM117 13V12H116ZM122 13V12H121ZM163 13H164V11H163ZM63 14V13H62ZM120 14V13H119ZM119 14H115L116 16H118ZM125 14H127V13H125ZM124 14V15H125ZM165 14H168V13H165ZM165 14H163V15H165ZM171 14V15H172ZM31 15V14H30ZM34 15V14H33ZM36 15H38V14H36ZM45 15V17H47L48 18V20L51 22V24H57V26H58V23H59V25L60 24H64L63 26L65 27H63L62 26V30H60L59 29V31H62L63 33L64 32H68V33H70V34H72L73 36H75V37H77V38H79L80 40L79 41H81V40H83V41H86V42H84V43H86L87 44V46H82V45H80V46H78V45H76L75 44V42H73V44H71V47L69 46V45H67V41H64L65 40V38H64V40H61V39H63V38H61L60 40L61 41H64V43H66V46L68 47L69 46V48H67L68 50H66L65 48H62L63 50V52H61V53H59V54H61L60 56H58V55H56V56H58V57H60L61 58V56H62V58L64 57L65 59H66V61H68L67 60V58H69L68 56H70V55H73V53H75L76 51H77V53H78V50H79V52L80 51H82V53L85 55V56H83L82 57V59L84 60L85 58H88V57H94V55H98V54H100V51H98L97 49L98 48H102L103 46H105L106 45V47L108 46V50L107 51H110L111 53H112V51L113 50H115V48L113 47V44L115 45V43H124L123 41L124 40H127L128 38H130V37H126V35H127V33H121L122 31H120V33L119 34H125V35H122V37L120 36L119 37V35H115L117 32H119V31H116V29L114 28L115 26H119V24L120 23H118L117 25L115 24V26L114 27H112V28H114V29H112L113 31L115 30V32L116 33H113V31L112 30H104L105 28H107L108 29V26H104L105 28L103 29V28H100L99 27V25H102L101 23H103V25H105L104 24V22H98V23H100V24H98L97 22H94V21H92L91 20V18L89 19V20H91L92 22H89L88 21V18L86 17V20L84 19L85 17H83V19L85 20V22H84V20H81V18L78 20V17H76V19L78 20H75V18H74V16H72L73 18H71V17H69L70 15H72V13H70V15H68L67 16V14L65 15H63L64 17H62L61 15H59L57 12H52V14L50 13V14H44ZM89 15V14H88ZM123 15V14H122ZM153 15H155V14H153ZM169 15V14H168ZM170 15V16H171ZM174 15H176V14H174ZM42 16H43V13H42ZM87 16V15H86ZM91 16V15H90ZM127 16H129V15H127ZM127 16H123L124 18L123 19H125V17L127 18ZM166 16V15H165ZM187 16V17H186ZM41 17V16H40ZM44 17V18H45ZM68 17V18H67ZM91 17H93V16H91ZM118 17H122V16H118ZM155 17V16H154ZM169 17V16H168ZM178 17V16H177ZM38 18V17H37ZM50 18V19H49ZM98 18V17H97ZM96 18V19H97ZM128 18H130V17H128ZM127 18V19H128ZM152 18V17H151ZM156 18V17H155ZM46 19V18H45ZM44 19V20H45ZM92 19H94V18H92ZM95 19V20H96ZM119 19L120 18H118V21L117 22H119ZM174 20L176 19L175 17L173 18ZM172 19V20H173ZM250 20V19H252V21H250L251 23H254V27L256 26L257 28L255 29V32H252L251 33V35H247L246 34V32H248L249 30H245L246 32H240V30H239V28L237 29V28H235V24H239L238 22H240V21H242V20ZM36 20H38V19H36ZM165 20H168V22L171 20H169V19H165ZM171 20V21H172ZM173 20V21H174ZM97 21H99V20H97ZM102 21V20H101ZM120 21H121V19H120ZM172 21V22H173ZM46 22V21H45ZM45 22H44V24H45ZM116 22V21H115ZM166 22V21H165ZM175 22V21H174ZM180 22V24H181V22L182 21H178V19H177V22H175L176 23V25H178V23ZM192 22H190V23H192ZM33 23V22H32ZM40 23V22H39ZM164 23V22H163ZM167 23V22H166ZM165 23V24H166ZM170 23V22H169ZM169 23H167L166 25V27H168V25H170ZM185 23H184V25H185ZM245 23V22H244ZM44 24H42V25H44ZM46 24H47V22H46ZM45 24V25H46ZM98 24V25H97ZM121 24H122V21H121ZM165 24H163L164 26H165ZM183 24V23H182ZM241 24H243V23H241ZM246 24H249L248 22L246 23ZM245 24V26H247ZM33 25V24H32ZM38 25V24H37ZM112 25V24H111ZM114 25V24H113ZM123 25V24H122ZM173 25H174V23H173ZM173 25H171V26H173ZM124 26V25H123ZM39 27H41V26H39ZM55 27V26H54ZM60 27H61V25H60ZM103 27V26H102ZM238 27V26H237ZM249 27H251V28H253V24L250 26L249 25ZM58 28V27H57ZM172 28V27H171ZM179 28V27H178ZM183 28V29H182ZM54 29V28H53ZM56 29V28H55ZM109 29H110V27H109ZM51 30V29H50ZM172 30H174V29H172ZM177 30V29H176ZM229 30H233V35L232 36H230V34L227 32V31H229ZM241 30H243V29H241ZM27 31V30H26ZM175 31V30H174ZM187 31V32H186ZM253 31H254V28H253ZM52 32V31H51ZM191 32V31H190ZM200 32H201V30H200ZM200 32H198L200 35H197V36H200L199 38H195V42L196 43H198V44H201V37H203L201 34L202 33H200ZM202 32H203V34H205L204 33V31L202 30ZM209 32V33H210ZM229 34V36L228 35H226L227 33ZM240 32V33H239ZM250 32H251V30H250ZM27 33V32H26ZM61 33V32H60ZM214 33H216V34H214ZM226 33V34H225ZM55 34V33H54ZM62 34V33H61ZM176 34H177V32H176ZM175 34V35H176ZM179 34V33H178ZM193 34H195V33H193ZM224 34L229 38V39H225V37H224ZM44 35V34H43ZM58 35V34H57ZM65 35H67V34H65ZM174 35V34H173ZM174 35V36H175ZM181 35V34H180ZM206 35V34H205ZM40 36H42V35H40ZM40 36H39V38L38 39H40ZM47 36H49V34H47L46 35V37ZM52 36L53 35H51V40L53 41H50L49 39L50 38H48V44H50V42H51V44H55V45H57L58 44V41H55V36L53 37V39H52ZM64 36V35H63ZM123 36H125L126 37V39H123V38H125V37H123ZM128 36V35H127ZM177 36V35H176ZM184 36V37H185ZM195 36V35H194ZM197 36H195V37H197ZM215 36L213 37L214 39H215ZM33 37V36H32ZM32 37H31V39H32ZM45 37V38H46ZM69 37V36H68ZM171 37V36H170ZM209 37H210V34H209ZM208 37V38H209ZM218 37V36H217ZM153 38L156 40H153ZM152 39H151V41H154L153 42V45L154 44H156L155 42H157V38H155V37H153ZM172 38V37H171ZM170 38V39H171ZM174 38V37H173ZM187 38V37H186ZM190 38V37H189ZM206 38V40H207V36L205 37ZM219 38V37H218ZM237 38V39H236ZM69 39H71V38H69ZM147 39V38H146ZM159 39H160V37H159ZM162 39V38H161ZM161 39H160V43H161ZM177 39V38H176ZM204 39V38H203ZM202 39V40H203ZM211 39V38H210ZM214 39H212V40H210L211 42L214 40ZM221 39V38H220ZM28 40H29V36H28ZM40 40H42L43 42H37L36 41V39H35V42H37L36 43V45H35V49H37V47L38 46H40V45H43V43L44 44H46V42H45V40L42 38V39H40ZM57 40H59V38L57 39ZM76 40V39H75ZM138 40H141V39H138ZM137 40V41H138ZM178 40V39H177ZM189 40V39H188ZM218 40V39H217ZM224 40L225 41H227V42H225L224 43ZM55 41V42H54ZM130 41H131V38H130ZM130 41H128L127 40V43H128V45L130 44V43H132L133 42V39H132V42H130ZM136 41V40H135ZM136 41V45H137V43H138V45H137V49L138 48H140L139 50H141V49H145L146 50V48L148 49V51L149 52H152L151 53V55H154V56H152V57H154L155 59H153V60H150L149 61V59H145L144 58V56H142V55H144L145 53L144 52H146V51H139L138 53H141L142 52V55H140L139 54V56L141 57V59H139V61L138 62H135L136 60H138V59H130V60H128L129 59V57L127 58V56H126V59L129 61V62H125L124 60V62H125V64H121V63H119L117 60H118V56H119V53H123V52H120L121 50H119V51H117V52H114L113 51V53H115V55H116V61L115 62H112V63H119V65L117 66L116 65V68H113V66H115V65H113L112 63V65L110 64V66L107 64V65H105L104 67L105 68H103L102 70V74H103V76L101 77V73H100V71H99V73H100V77H101V79L100 78H98V77H96V78H98L97 80H99L100 79V81L97 83L96 82V84L94 85V84H92L93 82H91V85H94V91H96V93H95V97H92L93 99L92 100H94V98H95V100L96 101H91L90 102V100L88 101V99H87V101H84V102H82L83 103V105L85 106V105H88L89 107L91 106V104H92V102H93V106L95 107V106H97L98 104H99V101H103L102 99L104 98L105 100L102 102L103 104H105V106L101 103V105L99 104L98 105V108H99V106L101 107V106H103V107H106L104 110H107V108L109 109V107L108 106H110V103L112 102V104L113 103H115V106H116V103H121V102H123L122 100H123V98L122 97H119V94L121 93H123L122 94V96L125 94V93H127L128 95L130 94V93H128L129 91L128 90H130V92H131V89H133L134 90V92H132L134 95H136L137 96V100H138V98H139V96H140V105H137L138 104V102H137V100L136 99H134V98H136V97H134L133 99H134V101H135V103H134V105H133V103H130V101H128V102H126L127 104H131L130 105V107L128 106V105H126V103L125 104H123V105H126V107H127V110L130 108V110H129V113L127 112V111H125V110H121V108H120V106L119 105H122V104H117V106H119V110L114 106V104L113 105H111V106H114L118 111H113V113L112 114H114V112H115V114L117 115V114H119V111L121 110V111H125V113L127 114L126 116V119H128V118H130L131 116H136V117H138V123H137V119L135 120L136 121V124L134 123V121L133 120H131V119H134L135 117H132V118H130V120H129V122L127 123V122H125L126 121V119H125V121L123 122V124L122 125H124V132H129V130H127V129H129V127H127V128H125L127 125H129L130 126V132H129V134L128 135H130L129 136V138L131 139V137L134 135V134H136V133H139V131L140 130H143L144 129V124L142 125V119H145L144 117H143V115H145L144 114V112H143V109L146 107H144V101L146 102L145 104H148L147 103V99L145 98V97H147V94L151 91L152 92V90L154 89V88H157L156 90L157 91H160L161 89V84L162 83H164V82H162L161 83V81H162V79H160V82H159V80H156V79H154V82H155V80L158 82L157 84H156V82L154 83V82H152L151 83V81L148 79V78H158L157 76H159L160 74H161V71L162 70H166V68L169 66L168 64L170 63V64H172V63H174L175 61H173L174 59H175V57L177 56L176 55V53L175 52H173V53H175V57H174V54L171 56L172 58L174 57V59L172 60V58H171V62L169 61L170 59V57L167 59V61L166 62H169L168 64L167 63H165V61H163L164 60V58H162V54H161V56H159V50H157V48L156 47H153V46H151V44L149 43V41H148V39H147V41L145 42V45L144 44H142L140 41L139 42H137ZM150 41V42H151ZM171 41H172V39H171ZM183 41V40H182ZM204 41V40H203ZM202 41V42H203ZM216 41V40H215ZM221 41V40H220ZM219 41V42H220ZM240 41V42H239ZM30 42V41H29ZM34 42V40L31 42L32 44H35V43H33ZM130 42V43H129ZM205 42L206 41H204V43H202V45H204V47H208V46H206V44L208 43V40H207V43L205 44ZM217 42V41H216ZM63 43V44H64ZM134 43V42H133ZM141 45H140V44ZM160 43H158L157 42V44L156 45H154V46H157L158 44V46H159V48H160V46H162V45H160ZM163 43V42H162ZM184 42H182L181 44H183ZM224 43V44H223ZM28 44V43H27ZM50 44V45H51ZM62 44V43H61ZM60 44V41H59V45H61ZM125 44V43H124ZM186 43H184L183 45H185ZM194 44V43H193ZM192 44V45H193ZM197 44V45H198ZM210 44V43H209ZM215 44H217V43H215L214 42V44H212V47L214 48V46L213 45H215ZM220 44V43H219ZM26 45V44H25ZM38 45V46H37ZM126 45V49L128 50V52L129 53H127V54H130L131 55V53L132 52H135V51H137V49L134 47L135 46V44H130L129 46H127V44H125ZM124 45V46H125ZM164 45H165V43H164ZM167 45V44H166ZM180 45V44H179ZM189 45V44H188ZM188 45H185V46H188ZM195 45V44H194ZM193 45V46H194ZM208 45V44H207ZM218 45V44H217ZM31 46V45H30ZM37 46V47H36ZM44 46H46V48H47V46H48V48L50 47L49 45H44ZM64 46V45H63ZM124 46H122V47H124ZM141 46H142V48H141ZM182 46V45H181ZM191 46V45H190ZM221 46V45H220ZM224 46H226V45H224ZM226 46V47H227ZM228 46V47H229ZM152 47H153V49H152ZM166 47V46H165ZM164 47V48H165ZM168 47V46H167ZM170 47V46H169ZM184 47V46H183ZM192 47V46H191ZM198 47V46H197ZM210 47V46H209ZM218 47V46H217ZM23 48H28V47H23ZM30 48H32V46L30 47ZM40 48H41V46H40ZM45 48V47H44ZM43 48V49H44ZM51 48V47H50ZM54 48V47H53ZM162 48V51H168L167 49L168 48H166V49H164L163 47H161ZM160 48V49H161ZM181 48V47H180ZM187 48H189L190 49V47L188 46ZM200 48H201V45H200ZM203 48V47H202ZM202 48H201V50H202ZM215 48H216V46H215ZM35 49H33L35 52H37ZM43 49L41 50V51H43ZM57 49H59L60 50V48L58 47ZM117 49V48H116ZM124 49V48H123ZM155 49V50H154ZM170 49H171V47H170ZM170 49H169V51H170ZM172 49H173V47H172ZM172 49H171V51H172ZM183 49H185V48H183ZM189 49H187L186 50V52L189 50ZM209 49V48H208ZM230 49V48H229ZM11 50V49H10ZM90 50L92 51V50H94V52H92V53H90V55H86L88 52H90ZM125 50V49H124ZM195 50V49H194ZM213 50V49H212ZM218 50V49H217ZM246 50V51H245ZM17 51V50H16ZM33 51V52H34ZM41 51H39L41 54L42 53H44V52H41ZM44 51H46V50H44ZM50 51H52V53H53V51H55V53H56V48H55V50L53 49H51ZM49 51V54L51 53ZM174 51V50H173ZM177 51H181V50H179L178 48H177ZM176 51V52H177ZM184 51V50H183ZM192 51V50H191ZM205 51H211V47H210V49L209 50H206L205 49ZM205 51H203V53H205ZM18 52V51H17ZM16 52V53H17ZM27 52V51H26ZM126 52V51H125ZM195 52V51H194ZM211 52H213V51H211ZM219 52V51H218ZM47 53V52H46ZM63 53V54H62ZM77 53H75L76 55V57L75 58H77ZM118 55H117V54ZM137 53V52H136ZM144 53V54H143ZM161 53V52H160ZM163 53H165V52H163ZM192 53V52H191ZM196 53H198V52H196ZM207 53V52H206ZM205 53V54H206ZM215 53V52H214ZM24 54V53H23ZM35 54V53H34ZM34 54L33 55H31L33 58H34ZM54 54V53H53ZM58 54V53H57ZM104 56H109L108 54H110V53H108L107 52V54H104V53H102ZM101 54V55H102ZM126 54V55H127ZM135 54V53H134ZM132 55L133 57H135V56H137V55ZM150 54V53H149ZM166 54V53H165ZM172 54V53H171ZM177 54H179L178 52H177ZM184 54V53H183ZM193 54V53H192ZM204 54V55H205ZM208 54H210V53H208ZM212 55H214L213 53H211ZM220 53H218V55H219ZM222 54V53H221ZM2 55V54H1ZM15 55V54H14ZM27 55V54H26ZM25 55V56H26ZM38 55H39V53H38ZM37 55V53L35 54V56L37 57L38 56ZM44 55V54H43ZM78 55H79V53H78ZM82 55V54H81ZM113 55V54H112ZM123 56L125 55V54H122ZM121 55V56H122ZM145 55H148V52H146V54ZM151 55H150V57H151ZM167 55H169L170 56V52L167 54ZM187 55V54H186ZM216 55L217 54H215V59H216ZM3 56V55H2ZM17 56V55H16ZM19 56V55H18ZM46 56H48V55H46ZM45 56V57H46ZM54 56V55H53ZM55 56V57H56ZM99 56V55H98ZM111 56V55H110ZM109 56V57H110ZM149 56V55H148ZM165 56V55H164ZM163 56V57H164ZM206 56H208L207 54H206ZM211 56V55H210ZM30 57V56H29ZM31 57V58H32ZM41 57V56H40ZM44 57V56H43ZM74 57H72L71 59H73ZM79 57H80V55H79ZM114 57V56H113ZM151 57V58H152ZM158 57H161V59H163V60H161V59H159ZM166 57V56H165ZM179 57H181V55H179ZM214 57V56H213ZM218 57L219 56H217V60H218ZM221 57V56H220ZM220 57H219V59H220ZM226 57V56H225ZM19 57H17V59H18ZM30 58V59H31ZM48 58H49V56H48ZM48 58H46V59H48ZM57 58V57H56ZM60 58H58L59 60H60ZM63 58V59H64ZM98 58H100V57H98ZM136 58V57H135ZM146 58H148V57H146ZM228 58V57H227ZM8 59H10V58H8ZM29 59V60H30ZM35 59H37V58H35ZM46 59H44V60H46ZM50 59V58H49ZM51 59H52V62H53V59L54 58H52V55H51ZM57 59V60H58ZM63 59H61V60H63ZM70 59V60H71ZM81 59V60H82ZM91 59V58H90ZM101 59V58H100ZM104 59V58H103ZM113 59V58H112ZM120 59H122V58H120ZM125 59V60H126ZM166 59V58H165ZM176 59H178L179 60V58H178V56H177V58ZM195 59V58H194ZM197 59V58H196ZM214 59V58H213ZM224 59V58H223ZM222 59V60H223ZM5 60H7V59H5ZM43 60V59H42ZM41 60V61H42ZM59 60L58 61H56V62H58L59 63ZM80 60V59H79ZM80 60V61H81ZM87 61L89 60V58L88 59H86ZM93 60V59H92ZM126 60V61H127ZM134 60V62H132ZM144 60V61H143ZM149 61L150 62V65H151V62H152V64H155V66L157 65V67L156 68H154L152 65H151V68H152V71L155 69V71L157 70V69H160V71L159 70H157V73L158 72H160L159 74H157L156 72V76L154 77V76H150L149 77V74L150 75H153V74H151V73H149L148 72V70H151V69H148L147 71H145V68H144V66L143 65H145L144 63L142 64V61L143 62H146V61ZM178 60H176V63H177V61ZM181 60V59H180ZM184 60V59H183ZM182 60V61H183ZM211 60V59H210ZM225 60H227V59H225ZM47 61V60H46ZM50 61L51 60H49L48 62L50 63ZM66 61H62V69H63V67L65 66H63V63L65 62L67 65H66V67H68V64L69 63H71L70 61L69 62H66ZM87 61H85L84 60V62H87ZM114 61V60H113ZM185 62H187L186 61V59L184 60ZM218 61H220V60H218ZM18 62V61H17ZM33 62V61H32ZM51 62V63H52ZM55 62V63H56ZM81 62H83V61H81ZM103 62V61H102ZM106 62H107V60H106ZM106 62H104V63H106ZM122 62V61H121ZM149 62H148V64H149ZM179 62V61H178ZM185 62H183V63H185ZM213 62V61H212ZM221 62V61H220ZM225 62V61H224ZM224 62L223 63H221V64H224ZM228 62H231V61H228ZM41 63V62H40ZM43 63V62H42ZM58 63H56V65H59ZM73 63V62H72ZM76 63V62H75ZM90 63L91 62H89V66H90ZM103 63V64H104ZM110 63V62H109ZM176 63H174L175 65H176ZM17 64V63H16ZM32 64V63H31ZM53 64V66L55 65L54 64V62L52 63ZM77 64V63H76ZM83 65L85 64V63H82ZM178 64V63H177ZM181 64V63H180ZM215 64V63H214ZM217 64V63H216ZM228 64V63H227ZM226 63L224 64V65H227ZM12 65V64H11ZM37 65V64H36ZM41 65V64H40ZM44 65V64H43ZM55 65V66H56ZM96 65V64H95ZM141 65H142V67H143V69L144 70H142V67H141ZM184 65V64H183ZM185 65H186V63H185ZM190 65H192V64H189L188 63V67H190ZM228 65H232V64H228ZM255 66V68L254 69H252V68H248L247 66ZM6 66V65H5ZM45 66H47L48 67V65H45ZM44 66V67H45ZM52 66V67H53ZM55 66H54V68H55ZM60 66V65H59ZM82 66V65H81ZM86 66V65H85ZM103 66V65H102ZM106 66H109V68L110 67H112L113 69H117V70H115V71H113L112 69V71L113 72H115V73H112V71L110 72V71H108V74H106L105 75V72H107V68H106ZM172 65H170L169 67H171ZM176 66H179V65H176ZM176 66H172V69H170V68H167V70L168 69H170V70H168V72H171V70H173V68H174V70L176 69ZM7 67V66H6ZM40 67V66H39ZM38 67V68H39ZM58 67V66H57ZM71 67V66H70ZM80 67V66H79ZM146 67H149V65L148 66H146ZM183 67V66H182ZM182 67H177V68H181V70H182ZM187 67V66H186ZM187 67V68H188ZM223 67H225V66H223ZM11 68V67H10ZM28 68H30V67H28ZM69 68V67H68ZM74 68V67H73ZM81 68H83L84 69V66H82ZM87 68H89V67H85V69H87ZM97 68H99V67H97ZM165 68V69H164ZM193 68V67H192ZM228 68V67H227ZM33 69V68H32ZM59 69V68H58ZM61 68H60V70H62ZM76 69H78V66H77V68ZM80 69V68H79ZM83 69H80V70H83ZM91 69V68H90ZM100 69V68H99ZM147 69V68H146ZM184 69V68H183ZM191 69V68H190ZM222 69V68H221ZM29 70V69H28ZM28 70H26V71H28ZM30 70H31V68H30ZM33 70H35V69H33ZM37 70V69H36ZM39 70H41V69H39ZM46 70V69H45ZM48 70L50 71V70H52V68H48ZM47 70V71H48ZM56 70H57V68H56ZM59 70V72H55V70H52L53 71V74L52 73H50V75L47 73V75H48V77L49 76H52V78L51 77H49V78H46L45 79V74L43 75L42 73H41V76L38 74V76L39 77H37L36 75H35V73H34V76H36V77H33V75H32V80H37V79H34V78H38V80L40 79V77H42L41 79H42V81H44V82H47V81H49V85H51L50 84V82L52 83V81H55L56 83V85H57V87L56 86H52L53 87V90L51 91L52 93H54V95H55V93L57 92V91H59V94L57 95L58 97H59V95H61L62 93L64 94H68L67 96L69 97V95H70V98H71V100H70V98H69V100H68V102L67 103H71V102H73V100L75 101H79L80 100V98L81 99H86V98H84V95H85V97H86V95L88 94V90H90L89 88H88V85H87V89H85V88H77V83H76V81L79 79V80H81L80 78L82 77V76H84L85 75V71L83 72H81V73H79V74H82V73H84L83 75H77L76 73V75L77 76H74V75H72V76H74V77H72V76H70L69 75V73H70V71H71V69L69 68V72L66 70V72H68V73H66V75L63 77V75L65 74L64 72V74L62 75L60 72H62V71H60ZM64 71H65V69H63ZM93 70V69H92ZM91 70V71H92ZM101 70V69H100ZM106 70V71H105ZM166 70V71H167ZM186 69H184L183 71L184 72H186L185 71ZM189 70V69H188ZM225 70V69H224ZM231 70H233V69H231ZM51 71V72H52ZM197 71V70H196ZM201 71V70H200ZM199 70H198V72H200ZM236 71V70H235ZM46 72V71H45ZM54 72H55V74H54ZM74 72H75V70H74ZM90 71H88L87 72V74L89 73ZM93 72H97L98 73V71L96 70V71H93ZM165 72V71H164ZM175 72V71H174ZM176 72H178V71H176ZM188 72V71H187ZM71 73H73V72H71ZM99 73L97 74L98 76H99ZM153 73H154V71H153ZM154 73V74H155ZM163 73V72H162ZM166 73V72H165ZM179 73V72H178ZM177 73V74H178ZM181 73V72H180ZM189 73V72H188ZM237 73V72H236ZM86 74V75H87ZM91 74V73H90ZM110 74V75H109ZM169 73H166V75H168ZM176 74V73H175ZM182 74V73H181ZM184 74V73H183ZM187 74V73H186ZM203 75V73L201 72V73H199V74H197L198 76L199 75ZM233 74H235V73H233ZM44 77H43V76ZM46 75V76H47ZM54 75V76H53ZM86 75H85V77H86ZM93 75H96V73L94 74L93 73ZM163 75V74H162ZM171 75H172V72H171ZM193 75V74H192ZM229 75H230V72H229ZM27 76V75H26ZM179 76H182V75H179ZM188 76V75H187ZM186 75L185 76H183L184 78L185 77H187ZM195 76V75H194ZM231 76V75H230ZM61 77H63V78H61ZM84 77V78H85ZM91 77H92V75H91ZM159 77H161V75L159 76ZM163 78H165L164 76H162ZM168 78L169 77H171L172 78V76H167ZM175 77H176V75L175 76H173V82L170 84V86H168V87H170L171 88V90H170V92H169V94H168V96L167 95H165L166 97H168L169 99H166V97H165V99L166 100H168L169 102H170V100H174L175 99V97H177L178 95H180V94H182V96H181V98L183 97V102L180 104V105H182L184 102H185V104H186V101H188V100H190L189 98H184V95L187 93V92H191V90H190V88H194L193 86H195V85H197V84H199L200 83V77H198V78H196L195 80H197V81H195V82H198V79H199V83H195V85H193L192 83V87H191V85H189V87H184V88H182L181 89V91L178 93L177 92V86L175 85L176 83H175ZM193 76H191L190 78H192ZM237 77V76H236ZM95 78V79H96ZM169 79V80H171L172 81V79ZM188 78H189V76H188ZM187 78V79H188ZM189 78V79H190ZM235 78V77H234ZM40 79V80H41ZM43 79H45V80H43ZM89 79V78H88ZM159 79V78H158ZM167 79V78H166ZM177 79H179L178 77H177ZM186 79V78H185ZM185 80V81H188V80ZM193 79V78H192ZM242 79V78H241ZM84 80V79H83ZM83 80H81V82L83 81ZM91 80V79H90ZM94 80V79H93ZM110 81L109 82V84L107 83L108 81ZM150 82H149V81ZM153 80V79H152ZM25 81V80H24ZM27 81V80H26ZM28 81H30V80H28ZM41 81V82H42ZM87 81V80H86ZM107 81V82H106ZM166 81H168V80H166ZM170 81V82H171ZM203 81V80H202ZM37 83V82H39V81H34V82H32L33 84L34 83ZM44 82H43V85H44ZM106 82V83H105ZM149 82V83H148ZM169 81H168V83H166L167 85L170 83ZM179 82V81H178ZM184 81L182 80V83H183ZM190 82V81H189ZM191 82H192V80H191ZM224 82V81H223ZM221 83V84H225V83ZM35 83V84H36ZM48 83V82H47ZM80 83V82H79ZM83 83V82H82ZM88 83H89V81H88ZM154 84L156 87H152L151 86V84ZM180 83V82H179ZM186 83V82H185ZM202 83V82H201ZM215 83H216V81H215ZM246 83V82H245ZM28 84H30V82H28ZM85 85L84 86H86V82L84 83ZM165 84V83H164ZM163 84V86H165ZM184 84V83H183ZM183 84H181L182 86H183ZM187 85L188 84H190V83H186ZM227 84V83H226ZM241 84V83H240ZM244 84V83H243ZM32 85V84H31ZM52 85H54V84H52ZM91 85H90V87H91ZM122 85V86H121ZM153 85V86H154ZM180 85V84H179ZM199 85H202V84H199ZM198 85V86H199ZM219 85V84H218ZM242 85V84H241ZM46 86H48V85H46ZM149 86H151L152 87V89H150L149 88ZM197 86V88H199ZM203 86V85H202ZM201 86V87H202ZM215 87H216V85H214ZM221 85H219L218 87H220ZM50 87V86H49ZM51 87V88H52ZM80 87V86H79ZM82 87V86H81ZM167 87V88H168ZM205 87V86H204ZM211 87V86H210ZM226 87V86H225ZM32 88V87H31ZM34 88V87H33ZM48 88V87H47ZM57 89V91L55 92L54 91V89ZM165 88V87H164ZM162 89L161 91H163V90H165V89ZM166 88V89H167ZM178 88H180V87H178ZM262 88V87H261ZM37 89H38V87H37ZM41 89V88H40ZM126 89H128V90H126ZM150 89V90H149ZM160 89V90H159ZM195 89V88H194ZM193 89V90H194ZM204 90H202V89H199L198 91H199V93H200V90L201 91H204L205 93H206V89L205 88H203ZM207 89H210V88H207ZM211 89H212V87H211ZM218 88H216V90H217ZM225 90H226V88H224ZM42 90H44V91H42ZM42 90H37V91H40L41 93H39V95H43L44 93H47V92H45V89H42ZM50 90V89H49ZM93 90V89H92ZM155 90V91H156ZM196 90V89H195ZM193 91L192 93H194V92H196V91ZM35 91V90H34ZM37 91H35L34 92V94H36V92ZM60 91H61V94H60ZM70 91V92H69ZM84 91H88L87 92V94H85V92ZM93 91V92H94ZM154 91V92H155ZM167 91H169L168 89H167ZM262 91V90H261ZM260 91V92H261ZM28 92H31V91H28ZM27 92V93H28ZM42 92H44L43 94H42ZM75 92H77L78 94H76ZM151 92L149 93V94H151ZM165 92H166V90H165ZM207 92L208 93H211V92H213V91H208L207 90ZM218 92H219V90H218ZM217 92V93H218ZM259 92V91H258ZM49 93V92H48ZM166 93H168V92H166ZM171 93V94H170ZM178 93V94H177ZM183 93H184V95H183ZM191 93V94H192ZM197 93V92H196ZM196 93H194V94H196ZM199 93H197L196 94V98H198V96H199V98H201L200 97V95L203 93V92H201V94L200 95H198ZM215 93V92H214ZM216 93V94H217ZM232 93V92H231ZM239 93V92H238ZM237 93V94H238ZM62 94V95H63ZM65 94L63 95L64 97H65ZM84 94V95H83ZM90 94V93H89ZM94 94V93H93ZM121 94H120V96H121ZM127 94H125L126 96H127ZM144 95V97H142L141 95ZM148 94V95H149ZM194 94H192V96H190L189 95V93H187L185 96H187V95H189L190 97H191V99L192 98H194L193 96H194ZM207 94V93H206ZM215 94V95H216ZM225 94V93H224ZM229 94H230V91H229ZM233 94V93H232ZM236 94V95H237ZM239 94H241V92L239 93ZM33 95V94H32ZM31 95V96H32ZM38 95V96H39ZM53 95V94H52ZM52 95H50V96H52ZM52 96V98H49L50 99V101H51V103H52V100H53V102H56V101H54V100H57L56 98H58V97H56V96ZM60 96V98L61 97H63V96ZM76 95L78 96V97H76ZM133 95V96H134ZM153 95V99H157V101L158 102H160V101H162L163 99H164V97H162L161 95H163V93H161V95H159L158 93H154V94H152ZM218 95V94H217ZM228 95V94H227ZM242 95V94H241ZM243 95H244V93H243ZM247 95V94H246ZM38 96H36V97H38ZM45 96V95H44ZM66 96V98L68 99V97ZM88 96V95H87ZM92 96V95H91ZM104 96V97H103ZM125 96V97H126ZM130 96H132V95H130ZM163 98L162 100H161V97ZM208 96H209V94H208ZM208 96L207 97H205V95L204 96H202L203 97V99H205V98H208ZM211 96H212V94H211ZM214 96V95H213ZM224 96V95H223ZM226 96V95H225ZM224 96V97H225ZM26 97H28V96H26ZM36 97H34V98H36ZM49 97V96H48ZM63 97V98H64ZM73 97H76V98H73ZM106 97V98H105ZM124 97V96H123ZM124 97V98H125ZM150 97H151V95H150ZM149 97V98H150ZM188 97V96H187ZM205 97V98H204ZM224 97H222V99L224 98ZM229 97V96H228ZM33 98V99H34ZM55 98V99H54ZM60 98H58L59 100H60ZM63 98L61 99V101H62V104H63V101H65L66 102V100L67 99H65V100H63ZM131 98V97H130ZM130 98H129V96H127V99H129L130 100ZM148 98V97H147ZM148 98V99H149ZM178 98V97H177ZM195 98V99H196ZM214 98V97H213ZM215 98H217V97H215ZM226 98V97H225ZM224 98V99H225ZM237 98H238V95H237ZM237 98H236V101H237ZM245 98L247 99V97L245 96ZM33 99L32 100H30V101H28V102H32V104L34 105V103H35V101H33ZM52 99V100H51ZM126 99V100H127ZM132 99V100H133ZM159 99V100H158ZM187 99V100H186ZM211 99V98H210ZM221 98L219 97V100H220ZM224 99L222 100V101H224ZM234 99V98H233ZM241 99V101H239ZM244 100V97H240V95H239V98H238V101L236 102L237 104H235V106H236V108H237V106H239L240 105V103ZM245 99V100H246ZM35 100V99H34ZM38 100V99H37ZM44 100V99H43ZM46 100H48L47 99V97H46ZM125 100V99H124ZM151 100V99H150ZM150 100H148V101H150ZM177 99H175L174 101H176ZM179 101H180V99H178ZM186 100V101H185ZM212 100V99H211ZM217 100V99H216ZM215 100V101H216ZM218 100V101H219ZM227 100H229V99H226L224 102H227ZM39 101H41V100H39ZM45 101V100H44ZM61 101L60 102H58V104L60 105V106H58V107H65V106H61ZM76 101H75V103H74V106H75V104L76 105H78V104H80V103H76ZM77 101V102H78ZM156 101V102H157ZM178 101V102H179ZM192 101H194V99L192 100ZM201 101V100H200ZM213 101V100H212ZM211 101V102H212ZM214 101V102H215ZM216 102L217 103V105H219L218 103H221V100H220V102ZM259 101V100H258ZM26 102V101H25ZM34 102V103H33ZM46 102V101H45ZM45 102H44V104H45ZM57 102L55 103V106H57ZM81 102V101H80ZM88 103V102H90V104L88 103V104H86V103ZM133 102V101H132ZM152 102V101H151ZM153 102H154V100H153ZM166 102V101H165ZM172 102V101H171ZM178 102H174V103H178ZM189 102V101H188ZM197 102H199V101H197ZM196 102V103H197ZM224 102H222V103H224ZM233 102H234V100H233ZM239 102V103H238ZM245 102V101H244ZM262 102V101H261ZM37 103V102H36ZM41 103V102H40ZM47 103L48 104H50L49 103V100L47 101ZM67 103H64V104H67ZM81 103V104H82ZM107 103L109 104V105H107ZM124 103V102H123ZM161 103V102H160ZM190 103H191V100H190ZM195 103V102H194ZM207 103H210V102H207ZM230 104H231V102H229ZM243 103V102H242ZM264 103V102H263ZM38 104V103H37ZM47 104V105H48ZM63 104V105H64ZM179 104V103H178ZM203 104H205V103H203ZM212 104V103H211ZM210 104V105H211ZM215 104V103H214ZM213 104V107H215V105ZM227 104V103H226ZM230 104H228V105H230ZM239 104V105H238ZM244 104V103H243ZM243 104H242V107H244L243 106ZM260 104V103H259ZM28 105V104H27ZM39 105V104H38ZM43 105V104H42ZM52 105V107L50 106V107H48V108H51L52 110L54 109V103H52L51 104ZM68 105V104H67ZM72 104H70V106H71ZM107 105V106H106ZM122 105V107H124ZM164 105H166V104H164ZM169 105V104H168ZM187 105V104H186ZM196 105V104H195ZM209 105V106H210ZM222 106H223V104H221ZM227 105V107H229ZM232 105V104H231ZM230 105V106H231ZM246 105V104H245ZM264 105V104H263ZM34 106H36V105H34ZM46 105H44V107H45ZM49 106V105H48ZM80 105H78V108H80L79 107ZM92 106V107H93ZM110 106V109H111V111L112 110H114V107L112 108ZM148 106V105H147ZM151 106V105H150ZM158 106V105H157ZM173 106V105H172ZM189 106V105H188ZM209 106L207 107V108H209ZM218 107V106H216L217 108H220V110H221V108H223V107ZM261 106V105H260ZM37 107V106H36ZM41 107V106H40ZM43 107V106H42ZM41 107V108H42ZM57 107V108H58ZM68 107V106H67ZM77 107V106H76ZM82 107V106H81ZM92 107H90L91 109H92ZM93 107V108H94ZM125 107V108H126ZM153 107H155L154 105H153ZM153 107H150V108H153ZM159 107V106H158ZM157 107V108H158ZM162 107V106H161ZM165 107V106H164ZM164 107H162V108H164ZM167 107V106H166ZM170 105H169V109H170ZM175 107V106H174ZM173 107V108H174ZM177 107V106H176ZM182 107V106H181ZM212 107V108H213ZM225 107H226V105H225ZM240 107V110L241 109H243V108H241V106H239ZM248 107V106H247ZM254 107H255V105H254ZM41 108H40V110H41ZM45 108H47V107H45ZM45 108H43V109H45ZM57 108H55V109H57ZM63 108H58V110L60 109V110H63ZM66 108V107H65ZM69 108V107H68ZM78 108H76L75 109V112H76V110L78 109ZM85 108V107H84ZM83 108V110H84V113H85V109ZM90 108H88L87 110L89 111V109ZM97 108V110H96V112H99V111H101L102 112V114H103V112H105V111H103V109L102 110H99ZM182 108H184V107H182ZM199 108V107H198ZM205 108V107H204ZM204 108H201V109H204ZM206 108V109H207ZM231 108V107H230ZM229 108V109H230ZM249 108V107H248ZM247 108V109H248ZM256 108V107H255ZM263 108H264V106H263ZM262 108V109H263ZM29 109H32V108H29ZM38 109H39V107H38ZM42 109V110H43ZM51 109H49V110H51ZM71 109V108H70ZM94 109H96V108H94ZM94 109L92 110V111H94ZM110 109L109 110H107V112L106 113H108V111H110ZM147 109H149V108H147ZM159 109H161L160 107H159ZM166 109V108H165ZM168 109V111H166L165 113H167V112H169L170 110ZM171 109H172V107H171ZM180 109V111H181V108H179ZM209 109H211V108H209ZM215 109V108H214ZM213 109V110H214ZM228 108H227V110L228 111H232V110H229ZM238 110H239V108H237ZM237 109H236V111H237ZM51 110V111H52ZM58 110H56V111H58ZM78 110H80V109H78ZM83 110H82V108H81V112H83ZM99 110V111H98ZM150 110V109H149ZM149 110H147V111H149ZM173 110H175V108L173 109ZM176 110H177V108H176ZM205 110V109H204ZM218 110V109H217ZM217 110L215 109V113L217 112ZM224 110V109H223ZM222 110V111H223ZM227 110H226V112H227ZM245 110V109H244ZM251 110H253V109H250V110H248V112L249 111H251ZM257 112H258V110L259 111H261L259 108H258V110L257 109H255ZM26 111V110H25ZM34 111V110H33ZM32 111V112H33ZM37 111V110H36ZM50 111V112H51ZM68 111V110H67ZM70 111V110H69ZM73 111V110H72ZM92 111H91V113L89 114L88 112H87V114H88V116L90 115V118H92L93 116H94V120H93V122L94 123H96V120H98V118H103L105 115H109L110 113H108V114H104V115H100V116H103V117H99V115H97V113H96V117L98 116V118L96 119V117H95V111H94V114L92 113ZM120 111V116H123V112H121ZM146 111V110H145ZM165 111V110H164ZM172 111V110H171ZM184 111V110H183ZM203 110H200V113L202 112ZM219 111V110H218ZM247 111V110H246ZM27 112V111H26ZM32 112H30V113H32ZM43 112V111H42ZM41 112V113H42ZM53 112V111H52ZM55 112V111H54ZM60 112V111H59ZM78 112V111H77ZM76 112V113H77ZM90 112V111H89ZM101 112L99 113V114H101ZM182 112V111H181ZM187 112V111H186ZM192 112H194V111H192ZM206 112H208V110L206 111ZM209 112H211L210 110H209ZM208 112V113H209ZM213 112V111H212ZM224 112H225V110H224ZM225 112V113H226ZM234 114H235V112H234V110L232 111ZM231 112V113H232ZM240 111H238V113H239ZM245 112V111H244ZM247 112V114H249ZM252 112V111H251ZM255 112V111H254ZM261 112H263L262 114L261 113H258V117H260V114H261V116L262 117H260V118H263L264 119V111H261ZM25 113V112H24ZM40 113V112H39ZM41 113L39 114L40 116H41ZM45 113V112H44ZM47 113V112H46ZM70 113V112H69ZM121 113H122V115H121ZM146 113V112H145ZM156 113H158V112H156ZM156 113H151V115H150V113H146V114H148L149 116H153L154 114L155 115H157ZM184 113H185V111H184ZM190 113V112H189ZM196 113H197V111L195 112V114H194V116H196ZM208 113H206L207 115H208ZM219 113H220V111H219ZM219 113H218V115H219ZM228 113V112H227ZM226 113V114H227ZM238 113L236 112V114L238 115ZM242 113V112H241ZM21 115H23L22 113H20ZM33 114V113H32ZM38 114V113H37ZM72 114H73V112H72ZM78 114L79 113H77V116H78ZM86 113H85V115H87ZM112 114H110L111 115V117H112ZM128 114L129 115H131V116H128ZM153 114V115H152ZM163 114V113H162ZM162 114H159L158 113V115H161V117L163 118L164 116V114L162 115ZM193 114V113H192ZM198 114V113H197ZM211 114V113H210ZM221 114V113H220ZM230 113H228V116L230 117L231 116V118H232V114H230ZM240 114V113H239ZM244 114H246V113H243L242 115H244ZM251 114V113H250ZM249 114V116L248 117H250L251 115ZM255 114H256V112H255ZM255 114H253L254 116H255ZM18 115V114H17ZM24 115H27V114H24ZM28 115H30V114H28ZM35 115V114H34ZM39 115H37V117L39 116ZM57 115V114H56ZM68 115V114H67ZM70 115V114H69ZM74 115H76V114H74ZM74 115H70V116H72V119H74ZM80 115L82 116L83 115V117H84V114L83 113H80ZM80 115H79V117H80ZM92 115V116H91ZM167 115V114H166ZM166 115H165V117H166ZM170 115V114H169ZM180 115H184V114H180ZM187 116H188V118L190 117V115H188V114H186ZM186 115H184V116H186ZM203 116H204V114H202ZM207 115H205V116H207ZM236 115V116H237ZM241 115V114H240ZM239 115V117H236L235 115L233 116V118L231 119L232 121H230V120H228L227 118V121H229V123L231 122L233 125L234 124H236L237 123V125L235 126H233L232 127V125L230 126V128L232 127L233 128V130H231V131H229L228 130V128H229V123L226 121V119H225V117H224V113H223V120H224V122H221V123H224L225 124V122L228 124V125H226V126H228V128L227 127H225V128H227V130L229 131L228 132V134H226V132L224 133V134H226L225 136H223V137H219V136H221V135H223V134H221V135H216V134H211V136H206L207 134L205 133V131H207V129L205 128V126H206V124H209V123H211V120H210V122H208V123H205V121L201 118L198 122H196L195 124H197V123H199L198 125H200V127H204V129H202V128H199L200 130L202 129V130H205L204 131V134H206L205 135V137L204 136H202V135H204L203 133L201 134V137H199L200 135V133L198 132V134L197 135H199V136H196V135H194L195 133H193L194 131H193V129L194 128H196V125L194 124V122H191L192 120H193V118L191 119V118H189V119H191V120H189L188 119V121L187 122H189L190 121V123H189V125L190 126H195V127H193V129L191 130V132H192V134H191V132H190V139L191 138H193V141H197L198 143H197V145L196 146H198V148L196 149L194 146H192L194 143H192L193 141H192V139L190 140L188 137V133H189V131L188 130H190L192 127H190L189 125H188V123H187V125H188V130H187V132L188 133H186V135L188 136L187 138L190 140V142H189V140L188 139H186V141H183L185 144H186V142L188 143V144H192L191 146L193 147L192 149H191V147L190 148H188L189 146H187V144L185 145V147L184 148H186V146H187V148L188 149H190V150H187V148H186V153H184L183 154V150L181 149V145H179V146H181L180 147V153L179 154H181V155H179L178 153H176L177 151V149H176V147H175V152L174 153H176V155L173 153V147H171V151L170 150H167L168 148H169V146L167 147L166 146V144L169 142V141H171V140H173L174 138V133H173V137L171 136L172 134H169L170 133V131H172V132H175L176 130H178V129H176V127H175V124L176 123H178V122H176L175 124H173L171 121H175V120H177V118L175 119V120H173V119H171V121H169V119L168 120H165V122L166 121H168V122H166L167 124L169 123H172L173 125H169L170 126V128H166V126H165V128L163 129V126L164 125H167L165 122V124L164 123H160V125L157 127L156 125L154 126V124H156L157 122H158V120L159 119H161V118H156V116H155V119H158V120H156V123H155V119H153L154 120V123L153 122H151V121H149V120H151L148 116V121L146 122V123H148L147 125L145 124V128L147 129L146 131H144L143 130V133H145V134H147V135H150L149 136V138L148 139H150L149 141L150 142H148V139H146L145 138V135L144 136H142L143 134H142V132L140 131V133L141 134H139L140 135V138H141V136H142V138L140 139H138V135H137V139H136V141L138 140H140V142H138L139 144L141 143L142 144V141H143V139H144V141H143V143L145 142L147 145V148H149L151 145H152V147H156V145L158 146L160 143H155L156 142V137L157 136H159V140L161 141V138H163L162 139V141L163 140H165L166 141V136H164L166 133H164L165 131L169 134L168 135V138H169V136H170V138L172 137L173 139H168L169 141H167L166 143H164L165 144V146L167 147L165 150H167V151H165L164 150V145L162 146L161 144V146L163 147H160V145L158 146L159 148H153V149H159L160 150V148L162 149V151L164 150L165 151V153L167 154V159H166V157H164V151H163V157H164V159H162V160H164V161H162L161 160V158H160V156H156L157 158H160L159 160L157 159V161H154L153 159H151V161H153V163L151 162V161H149V159L151 158L150 156L148 157V155L147 156H144V158H146V157H148V161H149V163H150V165L152 166V164H153V166L150 168L149 166H146V167H148V169L150 168V175H152L151 177L150 176H148V177H150L151 179H152V177H153V179L155 178L154 176H158V175H160V174H162V175H164V179H169L170 180V183H167V182H164V183H166V184H169L165 189H163V190H165L164 191V193L161 195H159V197L161 196V198H162V200H159V201H161V203L159 202V201H157V202H159V203H157V204H161L160 206L161 207H159V205H158V208H155V206H153L154 207V209L152 210V215H154L153 216V218H154V220H150V221H148V222H146L145 224H141L142 226H141V228H140V226L138 225V222L140 223L141 221H139V220H137L136 221V224H135V226L133 227L134 228V230H133V228H132V231H133V233H132V231H129V234H132V236H135V239H136V241H140V240H142L143 239V241L144 240H147L148 238H149V236H150V234L151 233H154L156 236H155V238H152V239H150L154 244L153 245H155V246H157L156 248V251H159V253L158 252H152V253H148V254H145L146 256L145 257H143L144 258V260H145V263H141L140 262V264H254V263H258V261H257V259H256V257L254 258V255H256L257 253H261L260 255V257H261V259H260V261L262 262H260L261 264H264V226L262 227V225L263 224H259V223H262L261 221H259V219H258V217H260V216H258L259 214H261L260 212H262V211H264V150H262V149H260V151L258 152H254L255 150V148H261L263 145H264V125L263 124H261V123H263L262 121H263V119H262V121H261V119L259 120V121H261V123L259 124V125H263L261 128H259L260 126L258 125V133H256V135H255V133L253 132L254 130H256L257 131V122H256V120H255V122L256 123H254V119H252V118H250V119H248V117H247V119H245V120H239V121H237V120H233L234 119V117H235V119L236 118H240L241 116ZM43 116V115H42ZM52 116V115H51ZM74 116V117H73ZM76 116V117H77ZM88 116H86V120L87 121H89V117ZM114 116V115H113ZM168 116V115H167ZM184 116H182V117H184ZM193 116V117H194ZM213 115H211V117H212ZM246 116V115H245ZM19 117H21L20 115H19ZM24 117V116H23ZM25 117H28V116H25ZM30 117V116H29ZM53 117V116H52ZM62 117V116H61ZM69 117V116H68ZM76 117H75V121L76 122H79V120L77 121L76 120ZM83 117H80V121H81V118H83ZM87 117H88V119H87ZM109 117V116H108ZM103 118L102 119V121L104 120L105 122L109 119V118ZM110 117V118H111ZM118 118L117 119H119V121L118 122H122L121 120H120V117H119V115L117 116ZM124 117V116H123ZM158 117V116H157ZM171 117V116H170ZM178 117V116H177ZM197 117H198V115H197ZM196 117V118H197ZM199 117H201V114L199 115ZM211 117H210V119H211ZM214 117H216L215 115H214ZM214 117H212V118H214ZM218 117V119H219V117L220 116H217ZM216 117V118H217ZM253 117V116H252ZM256 117H257V115H256ZM67 118V117H66ZM85 118V117H84ZM116 117H114V118H111L112 119V121H114L113 119H115ZM122 118V117H121ZM169 118V117H168ZM180 118V117H179ZM178 118V120H180ZM209 118V117H208ZM220 118H222V117H220ZM18 119V118H17ZM41 119H43V118H41ZM65 119V118H64ZM69 120L71 119V118H68ZM67 119V120H68ZM71 119V120H72ZM147 119V118H146ZM145 119V120H146ZM164 119H166V118H164ZM185 119L186 118H184V121H185ZM217 119V120H218ZM256 119V118H255ZM259 119V118H258ZM27 120H28V118H27ZM66 120V119H65ZM65 120H63V121H65ZM123 120V119H122ZM182 120V119H181ZM206 120V119H205ZM216 120V121H217ZM222 120V121H223ZM29 121L30 120H28V123H29ZM75 121H74V124H75ZM91 121H92V119H91ZM99 122L101 121V120H98ZM97 121V123L94 125V123L93 124H91L90 123V125H94V126H97V124L99 125H102V124H104V123H102V122H98ZM111 120L110 121H108V123L109 122H111L110 124H112L113 122H112ZM115 121H116V119H115ZM114 121V122H115ZM128 121V120H127ZM160 121V120H159ZM208 121H209V119H208ZM214 121H215V119H214ZM213 121V122H214ZM215 121V122H216ZM219 121V120H218ZM221 121V120H220ZM31 122V121H30ZM67 121H65V123H66ZM73 122V121H72ZM85 122V123H84ZM90 122V121H89ZM181 122V121H180ZM179 122V125L181 124ZM212 122V123H213ZM214 122V123H215ZM39 123H40V121H39ZM80 123V122H79ZM83 124H85V126H86V121H85V119H83V122H82ZM107 123V124H108ZM119 123V124H120ZM125 123V124H124ZM127 123V124H126ZM144 123H145V121H144ZM205 123V124H204ZM210 124V125H212L213 126V124ZM219 123V122H218ZM67 124H70V126H71V124L73 125V123H69V122H67ZM116 124V123H115ZM135 124V125H134ZM159 124V123H158ZM162 124H164V125H162ZM194 124V125H193ZM217 124V123H216ZM215 124V125H216ZM89 125V128L87 127L88 126V124H87V130L89 129V131H90V127H92V126H90ZM99 125V126H100ZM104 125H106V124H104ZM114 125V123L111 125L113 128L115 127V126H113ZM122 125L120 126V125H118V123H117V126H120L119 128H121L122 127ZM126 125V126H125ZM184 125H185V123H184ZM202 125V126H201ZM205 125V126H204ZM69 126V127H70ZM79 126H81V124H79ZM78 126V127H79ZM83 126V125H82ZM81 126V127H82ZM85 126H83V127H85ZM93 126V127H94ZM111 126H109V128L111 127ZM116 126V127H117ZM171 126H173L172 128H171ZM177 126V125H176ZM186 126V125H185ZM212 126H210V129H211V127ZM224 126V125H223ZM82 127V128H83ZM85 127V128H86ZM102 127H103V125H102ZM107 127V126H106ZM106 127H105V129H106ZM111 127V128H112ZM143 127V129H141ZM157 127V128H156ZM174 127H175V129H174ZM206 127H208V126H206ZM256 127V128H255ZM74 128H77L76 127V125L74 126ZM73 128V130H74V132L75 133H77V131H78V133H79V130L81 129L80 127V129L79 128H77V131H75V129ZM101 128V127H100ZM109 128H107V129H109ZM119 128L117 127V129H118V131L117 132H119V133H121L120 131H119ZM198 128V127H197ZM196 128V129H197ZM209 128V127H208ZM229 128V129H230ZM65 129V128H64ZM79 129V130H78ZM84 129V128H83ZM83 129H81V130H83ZM166 129H169L170 131H167ZM172 129V130H171ZM180 129V128H179ZM184 129L185 128H183V131H184ZM199 129H197L195 132L197 133V131L199 130ZM86 130V129H85ZM115 130V129H114ZM127 130V131H126ZM165 130V131H164ZM195 130V129H194ZM253 130V131H252ZM84 131V130H83ZM89 131H87V132H85L84 134H82V135H84V136H82V135H79L80 137V140L82 141V139H81V137H86L87 135L86 134H88V132ZM113 131V130H112ZM159 131H162V133H164V135H163V137L161 136V135H157V133L159 132ZM164 131V132H163ZM180 131H182V128H181V130ZM182 131V132H183ZM185 131H186V129H185ZM210 131V130H209ZM254 133V134H252V132ZM81 132V131H80ZM123 132V131H122ZM177 132V131H176ZM203 132V131H202ZM213 132H215L214 130L213 131H211V133H213ZM217 132H218V130H217ZM216 132V133H217ZM161 133V132H160ZM181 133V132H180ZM210 133V132H209ZM208 133V134H209ZM72 134H74V133H71V135ZM104 134V133H103ZM103 134H100V135H103ZM113 134H116V133H113ZM175 134H177L178 135V133H175ZM184 133H182V135H183ZM218 134H220V133H218ZM252 134V135H251ZM59 135H61V134H59ZM78 135V134H77ZM106 135V136H105ZM104 136L105 137H110V135H107V134H105ZM117 135V134H116ZM115 135V136H116ZM175 136V137H178V136ZM185 134H184V136H186ZM253 135H255V136H253ZM113 136V135H112ZM111 136V137H112ZM121 136V135H120ZM120 136H116L117 138L118 137H120ZM123 136V135H122ZM121 136V137H122ZM125 136H127V134L125 135ZM160 136H161V138H160ZM183 136V137H184ZM60 137V136H59ZM78 137V136H77ZM77 137H75L74 136V138H77ZM97 137H99V135L98 136H96V138H95V140L97 141ZM107 138L108 140L109 139H111V140H113V139H116V138ZM136 137V136H135ZM135 137H134V139H135ZM144 137V138H143ZM179 137H181V136H179ZM182 137V138H183ZM197 137H199V138H197ZM218 137H219V139H218ZM62 138V137H61ZM60 138V139H61ZM64 138V137H63ZM73 138V139H74ZM100 138H102V137H99L98 138V140H99V142H100ZM128 138V137H127ZM165 138V139H164ZM58 139V138H57ZM72 139V138H71ZM73 139L71 140V143H73ZM104 139V138H103ZM123 139V138H122ZM133 139V138H132ZM133 139V140H134ZM157 139V140H158ZM179 139V138H178ZM183 139H185V137L183 138ZM182 139V140H183ZM88 140V139H87ZM95 140L93 141V140H90V141H92L93 143H95ZM107 140V141H108ZM110 140V141H111ZM118 140V139H117ZM117 140H115V141H117ZM142 140V141H141ZM147 140V141H146ZM158 140V141H159ZM175 140V139H174ZM174 140H173V142H174ZM181 140V141H182ZM62 141V140H61ZM74 141H76L75 139H74ZM81 141H79V143L81 144ZM86 141V140H85ZM84 141V142H85ZM90 141L88 140V142H87V144H85L86 146L90 143ZM103 141V140H102ZM115 141H114V144H116L115 143ZM176 141V140H175ZM192 141V142H191ZM60 142V141H59ZM78 142V141H77ZM76 142V143H77ZM106 142V141H105ZM109 142V141H108ZM112 142V141H111ZM123 142V141H122ZM135 141H133L132 143H134ZM148 142V143H147ZM182 142V144H184ZM68 143V142H67ZM75 143V142H74ZM78 143V144H79ZM98 143V142H97ZM97 143H96V146L95 147H92V148H97V146H98V149H100V151L99 152H97V154H100V153H102L103 152V149L101 148L102 146L100 145V144H98L97 145ZM101 143V142H100ZM110 143V142H109ZM113 143V142H112ZM118 143H120V144H122L121 143V141H119ZM137 143V145H139ZM149 143H152L151 145L149 144ZM243 143H251V144H253V146H255V148L254 149H252V148H249L248 150H247V148L246 147H248V146H245V144H244V146H245V148H244V146H243ZM78 144H75V145H77L78 146ZM91 144V143H90ZM106 144H108L107 142H106ZM114 144H113V146H114ZM139 145L140 147L142 146V145ZM156 144V145H155ZM178 144V143H177ZM179 144H181V143H179ZM62 145V144H61ZM72 145V144H71ZM83 145V144H82ZM84 145V147H85V150H84V155L87 153V154H89L88 152H85V151H88V147H87V150H86V146ZM95 145V144H94ZM94 145H90V148H89V151H94V149L92 150L91 149V146H94ZM99 145H100V147H99ZM112 145V144H111ZM116 145H118V144H116ZM115 145V146H116ZM148 145H150V146H148ZM168 145V144H167ZM170 145V144H169ZM106 146H108L109 147V149H110V145H106ZM106 146H104V147H106ZM115 146H114V148H111L112 150L113 149H115ZM119 146V145H118ZM118 146L116 147V150H118L119 148H118ZM120 146H122V145H120ZM124 146H125V144H124ZM124 146H122L123 148H124ZM132 146V145H131ZM131 146H129V148L131 147ZM145 146V144L142 146V147H144ZM172 146V145H171ZM257 146V147H256ZM260 146V147H259ZM71 147V146H70ZM107 147V148H108ZM121 147V148H122ZM139 147V148H140ZM141 147V148H142ZM151 147V148H152ZM64 148V147H63ZM107 148H105L106 149V151H107ZM118 148V149H117ZM121 148L119 149V151H121ZM134 148V147H133ZM133 148H131L132 150H133ZM135 148H137L138 149V147H135ZM148 149L150 152H151V150L152 149ZM177 148H178V145H177ZM262 148H264V146L262 147ZM98 149H95V150H98ZM102 149V150H101ZM105 149H104V153H106L105 152ZM143 149H145V148H143ZM170 149V148H169ZM194 149V150H193ZM115 150V151H116ZM131 150V151H132ZM139 151H141L140 149H138ZM147 150V149H146ZM253 150V151H252ZM258 150V149H257ZM102 151V152H101ZM114 151V152H115ZM125 150H123L122 149V152H123V154L125 153L124 152ZM127 151L130 153L131 151H130V149H127ZM135 150H133L132 151V153L134 152ZM188 151V152H187ZM117 152V151H116ZM116 152L114 153V156L116 157ZM128 152H126V153H128ZM160 152V154H161V151H159ZM82 153H83V151H82ZM93 153H95V152H93ZM93 153H90L89 154V156H87V155H85L86 157H85V159L86 158H88V157H90V155L92 156H94L93 158L92 157H90V159H92V160H97V156H95V154H93ZM120 153V152H119ZM74 154V153H73ZM79 154V153H78ZM81 154V153H80ZM103 154V153H102ZM102 154H100V155H102ZM134 154V153H133ZM138 154V153H137ZM178 154V155H177ZM64 155H65V153H64ZM77 155V154H76ZM79 156V155H78ZM83 156V155H82ZM117 156H122V155H117ZM124 156V155H123ZM123 156L122 157H120V159L121 158H123ZM136 156V155H135ZM70 157V156H69ZM95 157H96V159H95ZM104 157H107V156H104ZM111 157V156H110ZM110 157H107L109 160L111 159L112 160V157L110 158ZM115 157H113V160H115ZM126 156H124V158H125ZM133 157V159H135L134 158V156H129V157H126V158H129V160H130V158H132ZM154 157V156H153ZM156 157H154V158H156ZM162 157V158H163ZM61 158V157H60ZM63 158V157H62ZM66 158V157H65ZM72 158V157H71ZM76 158V157H75ZM83 157H81V160H83L82 159ZM117 158H119V157H117ZM116 158V159H117ZM123 158V159H124ZM126 158L124 159V160H126ZM251 159V158H254L253 159V161H251V162H248L247 161V159ZM66 159H68V158H66ZM83 160L84 162L86 161V160ZM101 159V158H100ZM99 159V160H100ZM105 159V158H104ZM120 159H118V161L120 162V161H123V159L122 160H120ZM139 159V158H138ZM137 159V160H138ZM166 159V160H165ZM246 159V160H245ZM109 160H106V161H109ZM113 160H112V162H113ZM128 160V161H129ZM132 160V159H131ZM130 160V161H131ZM142 160H143V158H142ZM142 160H140L142 163H134V171H132V169L133 168H131L130 169V166L128 167V170L127 171H123L122 172V174H120L119 176L120 177H116V175L114 174V173H117V171H119L120 170V168L117 166V168H119L117 171H115L114 169V167L113 166H111V167H113V170L115 171H113V170H111V172H112V174H114V177H116V179L113 177V179H115L114 180V182H111L112 183V185L115 187L117 184H119V183H126L127 185H129V187L130 186H133V182L135 181L136 182V178H138V175H136L137 173H139V174H142L143 175V171L144 170H147V168L146 167H144V165L143 164H145V162H143ZM75 161V160H74ZM91 161V160H90ZM105 161V160H104ZM117 161V160H116ZM115 161V162H116ZM117 161V162H118ZM128 161H124L125 162V164L128 162ZM135 161V160H134ZM250 161V160H249ZM76 162V161H75ZM79 162H80V159H79ZM82 162V161H81ZM87 162H88V159H87ZM99 162V161H98ZM102 161H100L99 163H101ZM135 162H137V161H135ZM95 163H97V162H95ZM95 163H93V164H95ZM103 163V162H102ZM109 163H111V162H109ZM130 163V162H129ZM129 163H127V164H129ZM133 163V162H132ZM146 163H148V162H146ZM152 163V164H151ZM82 164H84V163H82ZM90 164V163H89ZM89 164H87V165H89ZM93 164H90V165H93ZM104 164V163H103ZM102 164V165H103ZM106 164V163H105ZM136 164V165H135ZM86 164H85V166H83V167H88L86 170H88V169H90V165L89 166H87ZM96 165V166H95ZM94 166L96 167H94L93 169L95 170H98V171H94L92 168H91V170H92V173L91 174H93V176H94V180H95V184L97 185V183H98V185H99V182H97L96 181V179H95V177H98V176H100L101 174H98L99 172H103L106 176H107V174H108V176H109V179H108V177H105V175L103 174V176H100V178L102 177V180H103V177H105V178H107L108 180H111L110 179V173L111 172H107V167H110L109 165L107 166H105L106 168L104 169L103 168V166L102 165H99V164H95ZM97 165L98 166H101L104 170H106V172L107 173H105V171L103 170H101V171H99L100 170V168L99 167H97ZM119 165H121V164H119ZM130 165H132V164H130ZM146 165V164H145ZM109 168V169H112V168ZM132 167V166H131ZM99 168V169H98ZM122 168V167H121ZM123 168H125V167H123ZM146 168V169H145ZM256 171V172H254V173H260V174H253V172H250V171ZM83 171H84V173H85V179H86V175H91L90 174V172H89V170H88V173H87V171H85V169H83ZM94 171V172H93ZM108 171H110V170H108ZM95 172H98L97 174H98V176H97V174L95 173ZM119 173V172H118ZM149 173V172H148ZM83 174V173H82ZM110 174V175H109ZM128 174H131L130 176L128 175ZM145 175H146V173H145ZM161 175V176H162ZM92 176V177H93ZM113 176V175H112ZM129 176V177H128ZM144 176V175H143ZM160 177V176H159ZM82 178H84L83 176H82ZM161 178V177H160ZM159 178V179H160ZM85 179H84V181H85ZM140 179V181H141V179L142 178H139ZM162 179H163V177H162ZM82 180V181H81ZM87 182L89 183V178H87ZM97 180H99V178L97 179ZM101 180V179H100ZM108 180H105L104 179V181H100V184L102 183V182H106V181H108ZM113 181V180H112ZM97 182V183H96ZM110 182L108 181V186H105V184L104 183H102L103 184V186L104 187H102L101 189H100V185H99V187H98V185L96 186V187H98V188H94L93 186H90V188L89 187H87V189L85 190V195H83L84 194V192L82 191V193L81 192H79V194H82V195H80V196H84V200H86L85 199V196H86V193H87V195H88V193H89V197H90V195H91V197L93 196V190L91 191V192H86V191H89V189H91L92 187H93V189H98V190H100L99 191V193L98 192H96V193H98V196L94 193V195H96V198L95 199H100L101 198V200H100V202H104V201H102V199H106V196H108L109 197V194L110 193H108V191H110L111 192V190H109L110 189ZM78 183H80V184H78ZM76 182V185L77 186H79V187H76V185L74 186L73 185V187H76L77 189L79 188V189H82L83 188V186H84V188H85V186H86V184H88V183H85V185H82V183H84L83 182V179H80L79 180V182ZM139 183V180L137 179V183H136V185ZM90 184H91V181H90ZM115 184V185H114ZM156 184V183H155ZM158 185L160 184V185H162V181L160 180V182L159 183H157ZM107 185V184H106ZM111 185V186H112ZM121 185H124V184H121ZM135 185V184H134ZM164 185V184H163ZM180 185H182V186H180ZM70 186H72L71 184H70ZM81 186H82V188H81ZM88 186V185H87ZM102 186V185H101ZM156 186V185H155ZM119 187V185H117V188ZM125 187V186H124ZM157 187V186H156ZM160 187H162V186H160ZM112 188V187H111ZM120 188V187H119ZM121 188H123L122 186H121ZM120 188V190H118L117 189V191H121L122 189ZM136 188V187H135ZM114 189H116V188H114ZM114 189H112V191L114 190ZM124 189V191L127 189H125V188H123ZM132 189H133V187H132ZM158 189H159V187H158ZM83 190V189H82ZM74 191H76V190H74ZM78 191V190H77ZM81 191V190H80ZM130 191V190H129ZM159 191H161V190H159ZM95 192V191H94ZM114 192H115V190H114ZM113 192V194H115ZM132 192V191H131ZM131 192H127L128 194L129 193H131ZM135 192V191H134ZM157 192H158V190H156L155 189V194H157ZM163 191H161V193H162ZM108 193V194H107ZM119 193H122V192H119ZM152 193H154V191L152 192ZM160 193V192H159ZM77 194V193H76ZM113 194H110L111 195V197L113 196ZM117 194V195H116ZM115 195L116 196H118V193H116ZM124 194V193H123ZM131 194H133V192L131 193ZM155 194H153V195H155ZM121 195V194H120ZM134 195V194H133ZM79 196V197H80ZM156 196V195H155ZM95 197V196H94ZM98 197V198H97ZM110 197V198H111ZM128 197H129V195H128ZM128 197H125V198H128ZM130 197H132V195L130 196ZM81 198V197H80ZM79 198V199H80ZM87 198H88V196H87ZM109 198V199H110ZM113 198H115V197H112L111 198V200L113 199ZM116 198H118V197H116ZM115 198V199H116ZM132 198H134V197H132ZM156 198V197H155ZM82 199V198H81ZM90 199H92V198H90ZM94 198L92 199V200H89V201H87V203L88 202H91V201H96ZM98 199V200H99ZM104 199V200H105ZM120 200L122 199V202H123V197H121V198H119ZM129 199V198H128ZM149 199V198H148ZM83 200V199H82ZM88 200V199H87ZM126 201H127V199H125ZM129 200H131V199H129ZM133 200V199H132ZM146 200V199H145ZM81 201V200H80ZM79 200H78V202H80ZM94 201L92 202V203H90V207H91V205L94 203ZM113 201V200H112ZM133 201H135V200H133ZM133 201H132V203H133ZM144 201V199L142 200V202ZM154 201V200H153ZM152 201V202H153ZM85 202V201H84ZM99 202V201H98ZM109 202L111 203V201L109 200ZM108 202V204H110ZM114 202V201H113ZM117 202V201H116ZM119 202H121V201H119ZM136 202V201H135ZM144 202H147V201H144ZM152 202H151V204H152ZM77 203V202H76ZM86 203V202H85ZM86 203V204H87ZM96 203V202H95ZM115 203V202H114ZM114 203H112V204H114ZM127 203H130V201H127ZM131 203V204H132ZM150 203V202H149ZM81 204V203H80ZM121 204V203H120ZM136 204V203H135ZM148 204V203H147ZM153 204H155V202L153 203ZM88 205V204H87ZM94 205V204H93ZM116 205V204H115ZM137 205V204H136ZM149 205V204H148ZM148 205L146 206V207H148ZM227 205H230V206H234V205H236V206H239V207H241L240 209L238 208V210H237V212H235V214H234V217L233 218H231L232 217V214H233V210L231 211V210H224L223 209V207L224 206H227ZM85 206V205H84ZM100 206V208H102L101 207V204L99 205ZM99 206H98V208H99ZM113 206V205H112ZM120 206V205H119ZM122 206V205H121ZM120 206V207H121ZM140 206H141V204H140ZM145 206V205H144ZM246 206V207H245ZM103 207H104V205H103ZM117 208H118V206H116ZM116 207H115V209H116ZM123 207V206H122ZM121 207V208H122ZM125 207V206H124ZM132 207V206H131ZM136 207V206H135ZM134 207V208H135ZM146 207H142V208H146ZM152 207V206H151ZM151 207H150V210H151ZM156 207H157V205H156ZM79 208H81V207H79ZM85 208H87L86 206H85ZM108 208V207H107ZM114 208V207H113ZM121 208H120V210H121ZM138 208H139V206H138ZM141 208V209H142ZM81 209H83V208H81ZM90 209V208H89ZM92 209H94V211L97 213V210L95 209V208H92ZM148 208H146V209H144L143 210V212L145 211V210H147ZM102 210H104V209H102ZM101 209L99 210V211H102ZM119 210V211H120ZM137 210H139V209H137ZM149 210V209H148ZM149 210V211H150ZM78 211V213H79V209L77 210ZM80 211H82V210H80ZM88 211H90V210H88ZM94 211H92L93 212V214H94ZM116 211H118L117 209H116ZM122 211V210H121ZM131 211V210H130ZM129 211V212H130ZM234 211H236V209L234 210ZM82 212H85L86 213V211L85 210H83ZM91 212V211H90ZM129 212L127 213V212H125V213H127V214H129ZM138 212V211H137ZM137 212H134V213H137ZM84 213V215H86ZM99 213L100 212H98V215H99ZM103 213V212H102ZM114 213V212H113ZM122 213V212H121ZM125 213H124V215H125ZM131 213V212H130ZM134 213H132V214H130V215H132V216H134L133 217V219L132 220H136V215H134ZM138 213H140V211L138 212ZM146 213H147V211H146ZM116 214H119L118 212L116 213ZM116 214H114V215H116ZM143 213H141V215H142ZM144 214H145V212H144ZM143 214V216H145ZM263 214V213H262ZM79 215L80 216H77V217H81L82 218V216H81V213H79ZM87 215H90V214H87ZM92 215V214H91ZM96 215V214H95ZM94 215V216H95ZM112 215V214H111ZM123 215V213L121 214V217H120V214H119V217L122 219V217L124 216ZM138 215V214H137ZM148 215V214H147ZM151 215V216H152ZM100 216H102V215H100ZM149 216V215H148ZM236 216H239V218L237 217V219L236 220H234L235 219V217ZM264 215H262L261 217H263ZM88 217V216H87ZM116 217H118L117 215H116ZM125 217V216H124ZM128 216H126V218H127ZM84 218V217H83ZM89 218V217H88ZM93 218V217H92ZM111 218V217H110ZM131 218V217H130ZM85 219H87L86 217H85ZM98 219V218H97ZM101 219V218H100ZM128 219V218H127ZM139 219V218H138ZM77 221H78V218L76 219ZM83 221H84V219H82ZM89 220V219H88ZM117 220H118V222L117 223H119V222H121L120 221V219H118L117 218ZM123 220H125L126 221V219H123ZM129 220V219H128ZM127 220V221H128ZM75 221V220H74ZM90 221H91V218H90ZM105 221V220H104ZM115 221H116V219H115ZM130 221V220H129ZM128 221V222H129ZM264 221V220H263ZM76 222V221H75ZM109 222V221H108ZM113 222V221H112ZM131 222V221H130ZM144 222V221H143ZM86 223H88V225H87V227L89 228V221L88 222H86ZM98 223V222H97ZM101 223L103 224V222L101 221ZM133 223V222H132ZM84 225V224H83ZM92 225H95V223L93 224L92 222H91V225H90V229H85V227H86V225H85V227H84V230H85V234H86V232L88 231V230H91L90 232H87L88 233V235L92 232V229H91V227H95V226H92ZM100 225V224H99ZM103 225H107V223L105 222V224H103ZM162 225H163V227H164V229L163 228H161L162 227ZM108 226V225H107ZM121 226H123V227H121ZM121 228L122 229H119L118 227H117V229L118 230H116V234L117 235H121L122 233H125L124 232V230H125V227L126 226H124V224L122 223L121 224ZM128 226V225H127ZM161 226V227H160ZM201 226H204V228L202 229V231H201V233H199L198 231H200L201 230ZM96 227H98V226H96ZM102 227V226H101ZM201 227V228H200ZM82 228V227H81ZM104 228V227H103ZM129 228V227H128ZM128 228H126V229H128ZM94 229H96V228H94ZM93 229V231H94V235L95 234H97L96 233V231ZM107 229H109V228H107ZM124 229V230H123ZM130 229V228H129ZM165 229H167V230H165ZM100 230V229H99ZM81 231H83V228H82V230ZM114 231V230H113ZM127 231V230H126ZM160 231H161V234H160ZM183 231H184V234H190L191 235V237L187 240V241H185L186 243H181L180 241H179V243H181V244H179V245H175L174 246V244L172 245V243H170L169 241V239L170 238H168V237H170L171 235L169 234L170 232H174V233H180V232H182L183 233ZM80 232V231H79ZM84 232V231H83ZM131 232V233H130ZM100 233V232H99ZM104 233H106V232H103V234ZM108 233V232H107ZM112 233V232H111ZM128 232H126L125 234H127ZM173 233V234H174ZM102 234V235H103ZM124 234V235H125ZM170 236H169V235ZM83 235V234H82ZM107 235V234H106ZM128 235V234H127ZM178 235V234H177ZM189 235V236H190ZM93 236V235H92ZM97 236H98V234H97ZM121 236H123V235H121ZM129 236V235H128ZM131 236V235H130ZM131 236V237H132ZM174 237H172V238H175L176 237V235H173ZM88 237V236H87ZM91 237V236H90ZM104 237H105V234H104ZM107 237V236H106ZM178 237H179V235H178ZM108 238V237H107ZM110 238H112L111 236H110ZM119 238V237H118ZM117 238V239H118ZM127 238H129V237H127ZM181 238V237H180ZM90 239V238H89ZM92 239V238H91ZM90 239V240H91ZM106 239V238H105ZM104 239V240H105ZM124 238L123 237H121L120 239H119V241H126V240H123ZM131 239V238H130ZM133 239V238H132ZM131 239V241H133ZM187 239V238H186ZM97 240V239H96ZM100 240V239H99ZM101 240H103L102 239V237H101ZM107 240V239H106ZM113 240V239H112ZM128 240V239H127ZM149 240V241H150ZM169 240V241H168ZM175 240H177V239H175ZM113 241H116V239L115 240H113ZM103 242H106V243H108V244H110V240H109V238H108V242L107 241H103ZM134 242V241H133ZM142 242V241H141ZM152 242H150V243H152ZM175 242H177V241H175ZM102 243V242H101ZM100 243V244H101ZM113 243V242H112ZM135 243V242H134ZM133 243V244H134ZM150 243H148V244H150ZM178 243V242H177ZM93 244V243H92ZM96 244V243H95ZM100 244H98V245H100ZM108 244H105L106 246L108 245ZM116 244V243H115ZM131 244V243H130ZM139 243L137 242L136 243V245H138ZM103 245H104V243H103ZM112 245V244H111ZM121 245V244H120ZM96 246V245H95ZM113 246V245H112ZM112 246H109V247H112ZM127 246V245H126ZM131 246H133V245H130V247ZM140 246H142V245H140ZM139 246V247H140ZM99 247V246H98ZM97 247V248H98ZM108 246H107V248H109ZM137 247V246H136ZM150 247V246H149ZM148 247V248H149ZM103 248V247H102ZM101 248V249H102ZM106 248V249H107ZM113 249V251L117 254V248H116V246H113L112 247ZM89 249V248H88ZM105 248H104V250H106ZM124 249H125V247H124ZM124 249H122V253H125L124 252ZM135 248H133V250H134ZM139 249V248H138ZM138 249L136 248L135 250H137L138 251ZM104 250H101L102 252L101 253H103V251ZM135 250H134V252H135ZM96 251V250H95ZM100 250H98V252H99ZM136 251V252H137ZM141 251V250H140ZM139 251V252H140ZM152 251V250H151ZM28 252V251H27ZM30 252V251H29ZM47 252V251H46ZM87 252V251H86ZM92 252V251H91ZM90 252V253H91ZM93 252H94V250H93ZM98 252H97V254H98ZM105 252V251H104ZM129 252V251H128ZM133 252V253H134ZM135 252V253H136ZM139 252H137V253H139ZM150 252V251H149ZM53 253V252H52ZM95 253V252H94ZM108 255H106L107 253H105V255L108 257V262H106V264H108L109 262L110 263H113L112 261H110V260H112V259H114L115 257H113V256H116V255H114L113 253H110V251L108 250ZM118 253H119V249H118ZM120 253H121V251H120ZM131 255H132V252H129ZM3 254V253H2ZM44 254H46V253H44ZM92 254V253H91ZM96 254V255H97ZM113 254V255H112ZM140 254V253H139ZM139 254H138V256H139ZM102 255V254H101ZM119 255V254H118ZM129 254H123V256H121L122 257V259H118L119 261L121 260V264H135V263H137L136 262V259H135V263L133 262H129V259L130 258H132V259H134V257H135V255L132 257H130L129 258V256H128ZM143 255V254H142ZM141 255V256H142ZM7 256H9V255H7ZM50 256H52V255H50ZM97 256H100L99 254L97 255ZM137 256V255H136ZM218 256H220L219 258H218ZM257 256V255H256ZM15 258L17 257V256H14ZM44 257H45V255H44ZM258 257V256H257ZM259 257V258H260ZM101 258V256L99 257V259ZM106 258V257H105ZM120 258V257H119ZM140 258V257H139ZM138 258V259H139ZM143 258L141 257V259H142V262H144L143 261ZM221 258V259H220ZM18 259V258H17ZM16 259V260H17ZM3 260V259H2ZM1 260V261H2ZM12 260H15V259H12L11 258V261ZM20 260V259H19ZM43 260V259H42ZM44 260H45V258H44ZM102 260H104V259H102ZM259 260V259H258ZM9 261V260H8ZM11 261H9V263L11 262ZM24 261V260H23ZM119 261H115V262H119ZM256 261V262H255ZM20 262V261H19ZM21 262H22V260H21ZM41 262V261H40ZM114 262V263H115ZM3 264H4V261L2 262ZM1 263V264H2ZM7 263V262H6ZM8 263V264H9ZM14 264H16L15 263V261L13 262ZM24 263V262H23ZM22 263V264H23ZM25 263H26V260H25ZM90 263V262H89ZM95 264H98L96 261L94 262ZM100 263V262H99ZM105 263V262H104ZM10 264H12V263H10ZM37 264V263H36ZM39 264V263H38ZM49 264V263H48ZM101 264H102V262H101ZM117 264V263H116ZM120 264V263H119Z\"/></svg>",
    "mask_w": 264,
    "mask_h": 264
}]
</instances>
